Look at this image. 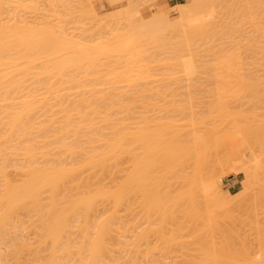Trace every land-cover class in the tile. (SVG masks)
Here are the masks:
<instances>
[{"label": "bare ground", "instance_id": "obj_1", "mask_svg": "<svg viewBox=\"0 0 264 264\" xmlns=\"http://www.w3.org/2000/svg\"><path fill=\"white\" fill-rule=\"evenodd\" d=\"M22 1H25V0H22ZM196 1H198V0H196ZM260 1H263V0H260ZM260 1H257V2H259V3H257V6L258 5H260V6H258L257 7L258 9L256 10V6L254 7V5H255L254 3H256L255 0L254 1H251V3H243V4L237 3L235 1L233 3H230L228 0H226L220 6L221 9H222V17L220 19L218 18V20H217L218 23L214 22V23H211V24L206 25V26L201 25L199 23V20H201L199 18V16L208 15V17L210 19L216 17V15L213 13L212 10H210V9L208 10L207 9L208 3H207L206 0H203V1L200 0V2H199L200 5H199L198 2L195 3V1L192 0L191 2H193V3H190V2L189 3H183V4L179 5V6H177L179 9H181V14L182 15H181V18L180 19H178V20L175 21L177 24H175V22L173 24L170 23V27L172 28L173 26H171V25H175V27H173L174 29L175 28H179V29L180 28L181 29L184 28L185 29V27L187 26L188 27L187 28L188 30L187 31L185 30V32H184L186 35L183 33L184 34L183 37H182V35H181V37H179V38H182L183 39V40L181 39L183 41L182 42L183 44L181 46H177L178 48H175V50H174V47H173V50L172 51H175L176 53L177 52H181L183 50H190L191 51L192 50V47L198 45V43H199L200 40H202L204 42V44H208L210 42L211 38L215 37L214 35H218V33H223L225 36H228L232 32H239V31H244V30L246 31L247 29L244 28V27H249L250 30L245 33L246 34L245 37L247 38V41L240 48V50L242 51V53L245 56V58H244L245 61L241 65V70L244 71V72L241 74L242 79H241V82L240 83L242 85H245L247 83L250 85L252 82H255V85L256 86H258L260 84L254 91H252L253 94L255 92V95L254 96H256V98L257 97L259 98L261 96V93L264 92V22H263L264 21L263 20L264 19V16L261 17L260 16L261 14L258 13V12L261 13L263 11L264 7L262 8L261 5H263L264 3L263 2H260ZM89 2H90V0H89ZM18 3H19L18 0L16 1V3H15V0H0V103L1 104H2V102H6V101H7L6 104H8V101H10L9 99H11V98H14L15 99L16 98L15 97V94L17 92L15 93V87L18 86V85L15 86V71H17V70H15V66H16L15 65V60L18 61L19 59H15V53H16L15 50H17V48L15 49V44H16V47L19 46L20 48H24V49H21V50H25V52H28V54H29L28 57H27V53H26V55H23V56H25L24 59L26 57H27V59H35L33 57L30 58L31 56H33V55L30 56V54H32V51L35 52V51L39 50V47L40 46L42 48H40L39 52L42 51L41 54L42 53L44 54V52L48 54V52H49L48 55H50V56H52V53L50 51H54L55 49H56L55 51H57V53L60 50L63 51L64 49L65 50L66 49L69 50L70 51V54L72 53L71 51H73L75 53L74 54V57H72L73 56V53H72L70 55V57H72V58L69 57V61H68V59H67L68 57H67V58L64 59V61H61V62L58 61L59 62V65L55 61V58L57 56L55 57V55H53V58H51V59H54V61L57 63L58 66L55 65L52 68V69H54L53 70L54 72L51 69V72L54 73V75L51 74L52 76H55V74H56L55 71L57 73H59V72L61 73V69H62V72L63 71L64 72L69 71L68 70L69 68L66 69V67H68V65H70V63L74 64V65L71 64L72 66L70 65L73 68V69L70 68L71 69L70 71L76 70V69L78 71V68L77 67H81V64L83 62L82 59L84 61L87 60L90 63L91 62L94 63V62L100 61L99 58H100L101 55H102L101 57L103 58V55L105 56V55H107L109 53H119V54H121L120 57L123 56L121 58H125L126 57V59H129V60L130 59H133V58L134 59L143 60L144 57L141 56L142 49L138 48L139 42H142V41L144 42V39H146V38L149 39V37H150V40H154V42L158 41L159 34L157 33L158 31L156 32V30H158L159 28L162 29L161 27H163L166 23H168L169 21H171L170 20V17H169V14H170V11H171L170 9L173 7V5L167 4V2L164 1V4L165 5L163 6V9L159 10V16L157 17V15L154 14L153 15V18H150L149 20L143 19L142 16H141V14L137 11V9H136V12H135L134 11L135 9L133 8L134 10L133 11H130L129 16L127 17V24H128L127 26H129V28L132 31H135L134 32V33H136L135 35H134V33H133V35H132V33H128V34L126 33L124 35H116V34H114L112 32H109L108 34H109V36H111V38H108L107 41H106L105 38H107V37H104L103 36L104 39H105L104 42H100L96 46L92 45V46H94L93 48H88L89 46L87 47L84 44L80 45L82 42L78 44L77 41H76L77 43L73 42L75 40H73V41L71 40L70 41L69 40L70 38L68 40L67 39H63V36H61L62 34L59 35L60 37H62L61 39H60V37L58 35H56V37H55L54 36L55 33H54V28L53 27H52L53 28V31H51V32H49V30H48L49 28H45V31H43L41 33H43L44 35L46 33H48V34H46L44 36L42 34L38 35L37 33L39 31L35 30L34 29L35 28L34 26L31 27V28H33L35 32L37 31V33H35L30 28L29 24H27L29 27L28 26L25 27V24H24V27L20 29V32H21L22 29L24 30V28H25V30H27V31L29 30V32L32 31L33 34H34V36H33L32 32L29 33L27 31L26 32H23L22 31L23 33L22 32L20 33L19 32V28L21 27V25H20V27L17 26L16 21H15V19H16V17H15V11H16L15 8H19L21 6V4H19L20 6L15 7V6L18 5ZM22 3L24 4V2H22ZM27 3H29V2H27ZM201 3H203V4H201ZM36 5H38V4H36ZM36 5H35V3L33 5V9H34L33 11H35V12H31L30 11L31 13H37L36 11H38V10H35V9L38 8L40 5H38V7H36V8H34V6H36ZM99 5H98V7H99ZM23 6L25 7L26 5L24 4ZM237 6H241V7L244 8L243 9V14L239 18V25H238V22H236L235 24H233L230 21V20L233 19L230 16H231V14L234 13V11H235V9H236ZM92 8H91V10H92ZM30 9H32V7ZM40 11L38 12V14L40 13ZM63 11H65V10H63ZM71 11H73V10H71ZM256 11H257V13H256ZM65 12H67V11H65ZM133 12H135V13H133ZM23 13H25V12H23ZM23 13L21 15H23ZM93 13H94V11H93ZM196 13H198L199 16L197 15L198 18L195 20L194 18H192V15L193 14L196 15ZM46 14H48V13H46ZM46 14H45L44 18L47 17ZM219 14H221V12H219ZM256 15H259L260 16L259 18H261L260 20H262V21L258 20V18H256L258 16H256ZM154 16H156L158 19L156 17H154ZM27 17H29V15H27ZM40 18H42V17H40ZM47 19L48 18H46V20ZM59 19H61V18H59ZM65 19H67V18H65ZM159 19H160V21H159ZM62 21H64V18H63ZM67 21H68V19H67ZM155 21H157V23ZM23 22H25V21H23ZM48 22H50V21H48ZM69 22H70V19H69ZM154 22L157 25H155ZM52 23H54V22H52ZM158 24H159V26H158ZM44 25H47V24H44ZM15 26L17 27V30H15V28H16ZM39 27H41V26H39ZM46 27H49V25L46 26ZM60 28H61V26H60ZM46 29H47V31H46ZM181 29L178 30V31H181ZM184 29H183V31H184ZM152 30H155V33ZM172 30L173 29H171L170 32ZM144 31L145 32L146 31H152V33L149 36L148 33L147 32L145 33ZM168 31H167V33H168ZM44 32H46V33H44ZM181 32H180V34H181ZM186 32H188V33H186ZM52 33H53V35H52ZM56 33H58V31ZM253 33L255 35V39H253V37H252L253 36ZM173 34L174 33H172L171 35H173ZM35 35L37 36L36 38H35ZM102 35H103V33H102ZM57 36H58V38H57ZM71 36H73V35H71ZM160 36H162V35H160ZM177 36H178V34H177ZM139 37H143V38L140 39ZM151 38H153V39H151ZM36 39H38V40H36ZM100 39H102V38H100ZM93 40H96V39H93ZM181 40H179V41H181ZM33 42H34V45H32ZM55 42H57V43H55ZM92 42H91V44H92ZM37 43H38V45H37ZM86 44L88 45L87 42H86ZM142 44H144V43H142ZM170 44L172 45V43H170ZM177 44L180 45L181 43L179 44V42H178ZM260 44L262 46H260ZM54 45H56V48H55ZM147 45H145V46H147ZM32 46L33 47L34 46H39V47H37V50H36V47L33 49ZM49 46H53L55 49L54 48H50L49 49ZM43 47H45V48L47 47L49 49V51L46 52V50H48V49L47 48L45 49ZM57 47H58V49H57ZM161 47H163V46H161ZM52 49H54V50H52ZM139 49L141 51H139ZM168 50H171V49H168ZM62 51H60V52H62ZM222 51H224V49H221L220 52H222ZM18 52L19 51H17V53ZM39 52H37L36 54H39ZM167 52H169V51H167ZM20 53H21V51H20ZM64 53L65 54H67V53L69 54V52H67V51H65ZM64 53H62V54H64ZM162 53H164V52H162ZM21 54H24V51ZM36 54L34 53V55H36ZM47 54H46V56H47ZM58 55H60V56L63 57V55H61V53L58 54ZM97 55H100V56H98L99 58L96 57ZM38 56L41 57L40 55H38ZM93 56H95L96 60L97 59L98 60L97 61L96 60L94 61ZM59 58L60 57H58L56 59H59ZM109 58H111V57H109ZM109 58H107V59L109 60ZM40 59L41 58H39V60ZM126 59H124L123 61H125ZM42 60H44V59H42ZM90 60H92V61H90ZM30 61H32V60H30ZM77 61H80L81 64L76 67L75 64L78 63ZM232 61H233L232 58L229 57V56H224L223 57V60H222L221 64H223V67H224V69H225L226 72H229L230 73V71L235 67V64H233ZM23 62H25V61L23 60ZM44 62H45V60H44ZM55 62H52V65H54ZM67 62H68V64H67ZM88 62H86V65H87ZM126 62L128 64V61L127 60H126ZM93 63H91L88 66H91ZM34 64L37 65V62L34 63ZM43 64L44 63L42 62V65ZM95 64L96 63H94V65ZM98 64H99V62H98ZM100 64L102 65V63H100ZM100 64H99L98 67L96 66L97 64L94 67H97V68L100 67L99 68V70H100L101 67H102ZM20 65H21V63H20ZM28 65H30V62H29ZM31 65H33V64H31ZM45 65H46V63H45ZM92 66H91V68L89 67V69L86 68V66H84L86 69H88V70H86V72L87 71L89 72L91 69H92V72H93L95 70V68L93 67L94 68L93 69ZM125 66L127 67V65H125ZM176 66L179 67V68H181V69H183V70H185V71L191 72L192 77L195 76V78H197L199 75H204L203 79L210 80V82L213 81V83H215L214 81H216V83L218 82L217 83L218 85H222L223 83L225 84L228 81V80H226V78L227 77L228 78L230 77V74H228V75L225 76V73L223 71L213 73L210 68L205 67V66H202V65L201 66L194 65V66H191L190 67V66H187V65H184V64H178ZM21 67H23V66H20L19 68H21ZM35 67H37V66H35ZM75 67H76V69H75ZM114 67L115 66H113L112 74H110L111 72H109L108 74H105V75L103 73L102 74L105 77H106V75H109V74L113 76L116 73L114 71ZM126 67H125V70H124L126 76H127V73H129L130 76L133 75L130 72H133L134 71V70H131L134 67L131 68V67H129V65H128L129 69H127ZM24 68L27 69V67H24ZM55 68L60 69V71L58 72V69H55ZM63 68H65L66 70L65 69L63 70ZM81 68H79V69H81ZM108 68H110V67H108ZM116 68H118V67H116ZM22 69H20V70L26 72V70H22ZM40 69H42V68H40ZM103 69H104V67H103ZM134 69H136V67ZM32 70L30 69V71H32ZM48 70L46 68V71L45 72L48 73L47 72ZM126 70H128V71H126ZM81 71H83V70H81ZM96 71H98V70H96ZM113 71L115 73H113ZM35 72H36V70H35ZM51 72L49 70V73H51ZM36 73H38V72H36ZM46 73H43L41 75L44 76V74H46ZM118 73L119 74H115V76L116 75H120V76H116L117 78L114 76L116 78V79L114 78V80H117L118 78L122 77L121 76L122 75V72L121 73L118 72ZM137 73H140V72H137ZM141 73H140V75L142 76ZM61 74H63V73H61ZM89 74L91 75V72H89ZM89 74H86V75H88V78H91V77H89ZM92 74H94V72ZM123 74H124V72H123ZM18 75H20V74H18ZM51 75L48 74L47 76H51ZM86 75H84V76H86ZM94 75H97L98 76V73L96 74V72H95ZM136 75L138 76V74H136ZM47 76H46V78H47ZM24 77H25V75H24ZM79 77H81V76H79ZM33 78H35V77H33ZM37 78H38V76H37ZM40 78L41 77H39V80H40ZM61 78L63 79V77H60L59 79H61ZM69 78L67 79L68 81H69ZM93 78L95 79V77H93ZM134 78H135V76H134ZM138 79H140V78H137V80ZM72 80H74V79L72 78ZM78 80H80V78H78ZM84 80H85V78H84ZM99 80H101V79H99ZM107 80H110V78L107 79ZM112 80H113V78H112ZM19 81H23V80H19ZM51 82H50V85L47 86L48 88H49V86L51 87ZM73 82H71L70 85H72ZM75 82H76V80H75ZM79 82H77L76 84L77 85H80V84H78ZM104 82H106L105 79H104ZM112 82H114V81H112ZM19 83H21V82H18V84ZM37 83H41V82L37 81ZM63 83H65V82H63ZM90 83H92V82H90ZM133 83H135V82H133ZM188 83H187V85L185 84L186 87L188 86ZM73 84H75V83H73ZM83 84H84V82H83ZM92 84H94V83H92ZM108 84L111 85L112 83H110V81H109ZM192 84H194V83H192ZM252 84H254V83H252ZM46 85H44V86H46ZM67 85H69V84H67ZM113 85H114V83H113ZM249 85H247L248 88H250ZM20 86H24V85H20ZM27 86H28V84H27ZM84 86H85V84H84ZM62 87H64V86H62ZM81 87H82V85H81ZM81 87L79 89H81ZM129 87H134V86L131 85ZM192 87H195V86L193 85ZM20 88L21 87H19V89ZM51 88H54L55 89V86L53 87V83H52V87ZM59 88H61V87H59ZM84 89H86V87ZM87 89H89V88H87ZM103 89H105V88H103ZM124 89L125 88H123L122 90L124 91ZM128 89H130V88H128ZM186 89H188V88H186ZM217 89H219V90H216L215 89L216 90L215 91L216 93H217V91H220V89H221V91H223V87H217ZM257 89H259V90H257ZM62 90H64V89H62ZM112 90H114V89H112ZM112 90L109 89V93H110V91L112 93ZM118 90H119V92H117V91L116 92L114 91V92L120 94L121 88L118 87ZM189 90H191V89H189ZM46 91H48L47 88H46ZM58 91H60V90H58ZM94 91H96V90H92V92H94ZM123 91H122L121 94H126L127 93L126 91H125L126 93L123 92ZM141 91H142V89H141ZM141 91H139V92H141ZM258 91L259 92L261 91V92L259 93ZM33 92H31V93L33 94ZM48 92L51 93L50 89H49ZM70 92H71V90H70ZM74 92H75V90H74ZM139 92H137V89H136V94L140 98L141 96H139V94H140ZM220 92L218 94L223 93V92H221V93ZM78 93H80V92H78ZM256 93H257V95H256ZM258 93L260 95H258ZM27 94H30V93H27ZM57 94H59V93H57ZM121 94H120V96L117 95V97L119 98V97L123 96ZM21 95H23V94L21 93ZM36 95H34V96L35 97H37V96L39 97L40 96V95H37V96ZM92 95L94 96V94H92ZM131 95H132V92H131ZM17 96H18V93H17ZM62 96H64V95H62ZM88 96L89 95H87L86 97H88ZM96 96H97V98L99 97L97 94H96ZM100 96L101 97H99V98H101V99H96L95 96H94V99H91V100H88L89 97L87 99H83L82 100V98L80 96L81 100L79 98L78 101H76L78 99V97H76L77 99L75 98V101L74 102L72 101V105H71L72 107L71 108L69 107V105L71 104L70 103L69 105L64 104L63 109L61 107L62 106L61 104H63L62 103L63 100L61 101V100L57 99V102H59V104L57 103L58 106H56L53 109H51L53 107L52 106L53 105L52 104L53 101L51 103V101H49V98H48V99H46L47 101H44V100L43 101H44V103L47 102L46 105L48 104V101H49V103L52 104V105H49L48 104L49 107L46 108V109H51L52 110V111L49 110L50 113L45 112L46 109L43 110V108L41 106L44 105V103L41 100L39 102L38 99L36 100L34 98H32V99L30 98V100H28L29 99L28 98L27 100H24V101L21 99L22 101L19 102L20 107H18L19 105L18 106L16 105V107H12L11 108L10 105H9V107H10L11 110H9V108H7L6 109L7 111L3 112L2 115L0 114V118L1 119H2V116L5 113L6 114L4 115V117L6 118V116H7V119L6 120H3L5 122L2 123L3 121H1V125H0V128L3 125L4 126L2 128H5V130H3V133L2 132L0 133V264H5L6 262H9V261H10L9 263H11V264H264V237H261L262 238L261 239L259 237L260 234L258 236V241H259L258 242V245H257L258 247H256L257 249L255 248L257 251H255V249H254V255L256 253V256L255 257H253L254 255L252 254L254 245H253V248L250 247V249H249V246L250 245L245 242V245H247V246H243L242 248H240L242 245H244V243L242 241H240L241 242V245L238 246L237 244H238L239 241H236L235 242V238L238 235L235 236L234 233H233L234 235L233 234L230 235L231 238H234V239H232V240H234L233 243H232V240H228V242H227V240H225V243L223 242L224 241L223 240V241H221V243H222V247H221V245H219L220 244L219 241L216 242L219 246H216L217 244L215 243V240L211 241L212 240L211 239L212 234L210 236L209 233L206 234L205 232H202L203 234L205 233L206 235L204 234V237H200V235L202 233L200 232L201 233L200 235L197 234L196 233L197 230L194 232V234L192 232V235L190 234L191 232H188L190 235H187L186 237H190V239H191V236L195 235V233H196V235H198V236H193V239L194 238L196 239V242L195 243H194L195 240H192V239L191 240H187V242H189L190 245L193 246V249H196L195 251H192L193 249H192V247L189 246V243L186 242V244H187L186 246L187 247H185V244H184L185 241L182 244L181 242H183V241L181 240V242H180V240H179L181 238H177V236H181V237H182V235L184 236L185 234H183L184 233L183 231L181 232L182 234H179L178 232H180L181 230H184L186 227H188V228L189 227L190 228L193 227L194 224H192V222L194 223V221L197 222V223H195L196 226L194 225L195 226L194 227L195 229H196V227L199 228V225L197 226L198 223L199 224L202 223L201 224L202 226L200 225V227H203L204 225L207 224L204 227H208L209 226L208 229H210V228H219V226L223 225L222 224L223 222H218V219H219V221L220 220L223 221L224 220V217L222 218L223 219L222 220L221 219V216H222L223 213L224 214L226 213V215L228 214L227 217H228L229 222H230L231 215L229 217V213L231 212V210H232L231 208L233 207L232 204H234L235 201L232 202L231 200H233V199L228 198V196H227L228 199L226 198L227 199L226 200L225 198H223L224 196L222 197L220 195H216L213 192V189L210 186H204V187L203 186H201V187L199 186L198 187L197 185H199L200 183L198 184L196 182H200L198 180H200L201 178H198V176L196 177V174L197 175H200L201 173H199V172L200 171L201 172L203 171V170H201L202 168H200V165L201 164L203 165V163H204V165H205V164L208 163L209 166L208 165L207 166L205 165V167L206 168H208V167H212L213 168V167L216 166V163L218 162L217 160L220 158V156H222L223 154L226 155V153H227L228 156L225 157V155H223L221 157L223 160L222 159L219 160L220 164L217 163V164H219V166H217V168L218 167H223V168H221V170H222V169H224V166H226L225 164H228L231 167V166H234V165L241 164V162L243 163V161H244L243 160L244 159L243 158V155L241 156V154H240V152L238 150H237L238 151V153H237L236 149H238V148L235 149V147H237V146H234V145L232 146L230 144V142L233 140L232 141V143H233L234 140L237 137H239L238 139H240V135H241V137H243L242 139H245L246 136L248 138V139L246 138L248 144L246 142H244V143H246V144L243 143L244 146L246 145V147L251 148L252 145L255 143L253 146L254 147L256 146L255 148H257V146H258V150L261 149L260 150V152H261L262 149H264V142H263V140H264V137H263L264 136V127H261V126H264V125H259L257 123V125L255 124V127H256L255 128L254 127V124L252 125V123H246L243 126L242 125L237 126L236 124H234L235 125L234 126L235 128H236V126L238 127V129L240 127H243V128L242 129L240 128L239 130L237 128H236V130L234 129L236 133L234 132L235 135H233V136H232V134H234V133H232L234 131L233 129H232L233 131L230 132L231 135L228 132L226 133V135L223 134L224 137L225 136H227V138L229 137L227 141H224L225 139H227L226 137L224 139L223 136H220V137L218 136L219 134H221V132H219L218 130H217L218 132L217 131H213V129L215 128L214 126H216L215 123H213V126L211 125L212 127H214V128L211 127L212 130L205 129L206 132H207L206 134L207 135L209 134V135H208V137L206 135V138L204 140H208L210 138L209 140L211 141L210 142L208 140V143H206V145L204 144V141H203V143H199V140H197L198 141L197 142L196 141L195 134H192V133L197 132L199 130L198 123H196L197 122L196 120H199V122H201V120H202L201 118L202 117H199L200 119H197L196 118V120L193 119L194 122L190 120L192 124H190L188 122L189 125L188 124L187 125H188L189 128L187 127V125L186 126L183 125L184 127L183 126L182 127L183 128L186 127V130H187V131L185 130V133H184V130L182 131L183 128L182 129H178V127L174 126L175 124L173 125L172 123L169 122L170 124L169 123L168 124L164 123L166 126L165 125L163 126L161 123H157V124H159L158 127L160 126L159 128L160 129L162 128L161 131H162V133L165 136L162 133L158 132V131L156 133L155 132H152L150 135H147V131H148V130H146L147 128L148 129L149 128L150 129L151 128L154 129L155 127L156 128H158V127H157V124H156V126L153 125L155 127H152V124L146 126V123H144L145 121L143 120L144 118H140L141 120H139L138 117H141L142 116L139 113L145 111V110L144 111H141V109H143L144 107H147L143 103L144 102L143 101L144 100L143 97H142L143 98L142 101H141V99L140 100L137 99V101H136V99H135V101L131 99L132 100L131 101L129 99V96L127 97V95H126L127 99H122V98H125V97H121L119 99L117 97H115V100H113V99L112 100L111 99L107 100V97L105 99V96H102V95H100ZM31 97H33V96H31ZM43 97H44V95H43ZM56 97H54L53 99H55ZM59 97L60 96H58V98ZM86 97H84V95H83V98H86ZM111 97H109V98H111ZM133 97L137 98L136 95L133 96ZM44 98H46V96ZM112 98H114V97H112ZM14 99H11V100H14ZM23 99H25V98H23ZM39 99H41V98H39ZM216 99H218L217 100L218 101V104H216V107H217V105H218V107L220 106L219 111L217 109L218 114L219 113L222 114L223 109H221L222 108V103L220 105V102H221L220 100H223V98H216ZM260 99H261V97H260ZM17 100H18V98H17ZM55 100H54V102H56ZM69 100H71V98L68 99V101ZM60 101H61V104H60ZM66 103H68V102H66ZM15 104H16V102H15ZM59 105H61V106H59ZM67 106L69 108H67ZM57 107H59L60 108L59 110H61V112L64 113V114L61 113V115H63V119L61 118L62 121H63L62 122L63 124L62 123H59L57 121V119L56 120L50 119V117L47 118L46 121L47 122L49 121L48 123L51 122L52 123L51 126L55 125V124H53V123H55L54 121H57L58 124L55 125V126L58 125L57 127H59V124H61L60 127H59L60 128L59 129L60 130L59 132H61V129H62L63 135H66V137L68 136V133L69 132L70 133L72 132L70 136H72V134L74 133L73 134L74 135L73 138H75L78 134L80 135V133H82V131H83L84 134L86 133L88 136H87V139L85 137V139H86L85 142L88 145H85L84 146V144H83L84 142H81V143L83 144V146L85 148L87 146V148L84 149V150H80L82 152V154L81 153H78L79 155L81 154L83 157L81 156L82 158L80 160H78V161H76V160L75 161H71V163H69V164H64L63 163L64 161L63 162L60 161V160H62V158L60 160L58 159L57 160L58 162L51 163L50 160H48L49 159L48 158V154L46 153V150L48 149L47 148L45 150V153L47 154V156H45L44 158L45 159L48 158L47 160L49 162H46V160H45V162H46L45 164L42 163V165H41V163H39V165H38V163H37L38 161L36 162L35 160H33V161L31 160L32 163L28 160L30 162V165L27 162H25V163H27V166L26 165H16V164H13L12 162H14L15 154H17V152L20 153L21 151H22V154L21 153L20 154L21 155H24L23 157H25V159L26 158H32L33 159L35 157V155H36L35 158L38 160L39 155L37 156V154L40 153V152L43 153L44 150L42 149V151H41L40 150L41 148L40 149L38 148L40 150V152H38L39 151L38 150V151H36L37 152V154H36V152L34 151L33 143L30 140L28 141L29 143L26 142L27 145H25V146H24L25 143L23 144V143H21L22 140H21V142L19 140H20V138H22V139L25 138V137L27 138L28 137L27 136L28 133L26 135V132H29L31 134V131H33L32 128H37L38 127V126L37 127H34L35 125L33 126V124H32V123H35L36 122L35 120L32 123L29 121L30 116H32L34 113H36L35 111H37V109L40 110V108H41L43 111H41L40 113H42V112L43 113L45 112V114L48 113V116L49 115H53V116L55 115L56 116V112H55V114H53L52 112ZM139 107L141 108V109H139V111H141V112H139L138 109H137ZM180 107L181 106L178 107V105L176 107V108H179V110H177L178 114L180 113L179 111H181L183 109V108H180ZM13 108L14 109L16 108V109L13 110ZM154 108L155 107H153V109ZM176 108H174V109H176ZM184 108L186 109V107H184ZM187 108L189 109L190 107H187ZM3 109H1L0 112L4 111ZM130 109L131 110L133 109L134 111H131ZM135 109L139 112V113L137 112V114H139L140 116H137L136 117L137 114H135ZM57 110H58V108H57ZM173 111H175V110H173ZM191 111H193V109ZM217 111L215 113H217ZM71 112H74V113H72L73 115L76 113V116L75 117H78V122H75V121L72 120L71 117H73V116H71ZM132 112L134 113V115L132 114ZM195 112H197V110ZM40 113H39V115H40ZM200 113H202V112H200ZM224 113L226 114L227 112H223V114ZM190 114L193 115V112L190 113ZM218 114H216V115H218ZM225 114H224V117H223L224 119L223 118L222 119L220 118L222 121L219 119V126L222 123H224L223 120H225V118H227V115H225ZM227 114L230 115L229 112ZM236 114L237 113H235L234 115L235 116H238ZM238 114H239V117H240L242 113L240 114V112H239ZM61 115H59V117H61ZM131 115H132V117H131ZM175 115H177V114H175ZM175 115H174V117H175ZM181 115H184V113L183 114L181 113ZM195 115H197V114H195ZM35 116L33 115V117H35ZM55 116L54 117H51V118H57ZM204 117H206L205 114H204ZM216 117L217 116H215V118ZM233 117L232 118L230 117V118L231 119H235L236 118V117L235 118H233ZM41 118L42 117H40L39 119H41ZM44 118H46L45 115H44L43 119ZM211 118H212V116H211ZM213 118H214V115H213ZM238 118H236V119H238ZM35 119H37V118H35ZM134 119H136V120L138 119V121L136 122ZM189 119H191V118H189ZM242 119L243 118L240 117V120H242ZM131 120H132V123L129 122V125H128V121H131ZM217 121H218V119H217ZM133 122H135V128H132V127H134V126H132ZM203 122H201V123L203 124ZM254 122H255V120H254ZM38 123H40V122H38ZM41 123H42L41 126L46 125L45 122H42L41 121ZM194 123L197 124L196 127H195L196 124H194ZM201 123H199V126H201ZM35 124H37V122ZM171 124L173 125L174 128H176V129H174L175 130V133H173V134H175V136L172 134L173 131H170V133L172 135L171 136V135H169L170 134L169 131H167L169 133V134H167L166 133V130H164V127H168V130H169V126ZM249 124H251V125H249ZM261 124H262V121H261ZM47 125H49V124H47ZM130 125H131L132 131L130 129ZM167 125H169V126H167ZM172 125L170 127H172ZM258 125H259V127H257ZM55 126L52 127V128H55ZM142 126H144V127H142ZM193 127H195V128H193ZM197 127H198V130L196 129ZM217 127L215 128V130L217 129ZM251 127H252L253 130L251 129ZM46 128H48V126H46V127L44 126V128L43 129H40V130H44ZM156 128H155V131L157 130ZM180 128H181V126H180ZM262 128H263V132L260 131ZM218 129H220V128H218ZM245 129L247 131H245ZM256 129H257V131H256ZM28 130H31V131H28ZM36 130L38 131V129H36ZM49 130L50 129H48V131ZM190 130H191V133L189 132ZM248 130H249V132L251 131V134L248 133ZM4 131H5V133H4ZM37 131H35V132H37ZM54 131H56V130H54ZM105 131H107V132L105 133ZM129 131H131V132H129ZM212 131L214 133H212ZM220 131H222V130H220ZM187 132H189L190 135L192 134L193 137H192V135L191 136L190 135L187 136V134H189ZM237 132H238V134H237ZM257 132L261 136L263 134V136H262L263 137V140L260 139V136L257 134ZM210 133H212V134H210ZM216 133H219V134H216ZM260 133H262V134H260ZM34 134L35 133H33L32 135H30L29 137H31V136L33 137ZM44 134H46V133H44ZM50 134H54V132L53 133H50ZM202 134L204 135V133H202ZM228 134L231 137H233V139L231 138L232 140L230 139V136H228ZM248 134H250L249 137H248ZM36 135H38V134H36ZM56 135L57 136L59 135V137L60 136H63L62 134L60 135V133L59 134H54L53 135V137H55L54 138V142H55V139L57 138ZM168 135H169V137H168ZM214 135H216V138L215 139H217V140H214V142H213L212 139H213V137H215ZM255 135L258 138H256L257 141L255 140L253 142V141H251V139H255V137H254ZM166 136H167V138H166ZM170 136L171 137L174 136V137H176V139L173 138V142H170V141H172V139H169V138H171ZM181 136L184 137V141L188 145L183 144V142L180 141L179 137H181ZM13 137H15V138H13ZM63 137H65V136H63ZM82 137L84 138V135L83 134H82ZM164 137L166 138L165 140H164ZM68 138H60V139H57L58 141L57 140L56 141H57V144L59 146H61V147L57 146V149H58V147L61 148V149H63V153L65 154L64 157L63 156H61V157L65 158L66 155L69 156V154H70L69 158L66 157V158H68V160H70V157L71 156L74 157V155L77 154V152L75 150L76 149H79L81 147V145L79 147L78 142H77L78 140L79 141H81V140L79 139V137L77 138L78 140H74L72 137H71V139H73V140H71V139L68 140ZM186 138H187V141H186ZM219 138L220 139H224V140H222V142L220 143L221 140ZM11 139L13 141H15V139H17L21 143L19 145L20 148L17 147V146L14 147L13 146V142L10 143L12 141ZM27 139H30V138H27ZM52 139L53 138H51L50 140L52 141ZM238 139H237V141L235 140V143H238V142L241 143V140L242 139H240V141H238ZM258 139L261 140V141H259ZM9 140H11V141H9ZM31 140H36V139H31ZM246 140H242V142L243 141H246ZM45 141H47V139H45ZM167 141H169V142H167ZM250 141H251V144L249 143ZM16 142L17 141L14 142L15 143L14 145H18ZM212 142H213V146H212ZM215 142H217L219 145H217V143H215ZM223 142H224V144L226 143V147L228 149H230V150L226 151L227 149L226 150H222L221 149V147L224 146L223 145ZM194 143H196L197 145H198V143H199V145L200 144H202L203 146L205 145V147H203V149L208 148V150H209V148H210L209 152L211 151V147H212V150H213V148L216 149V147L220 146L219 148L221 149V151L218 148H217L218 150H216L217 152L220 151V153H219L220 156L217 155L218 156L217 157L218 159H216V157L213 158V156H211V155L216 154L215 149L213 150V152L211 151L210 152L211 154H208V156L206 154L207 158H205V156L204 157L203 156H200V153H198L199 155L197 154V156L199 158H201V157L204 158V159H202L203 161L206 159L205 160L206 162H202V160L198 159V157L195 156L196 153H197L198 148H200L202 145H200V147L198 146V148H197V146ZM5 144H6L7 147L5 146ZM10 144L13 146V148L12 147H9V146H11ZM214 144H216L217 146L214 145ZM249 144L251 145V147H249ZM21 145H23V146H21ZM40 145H41V143H40ZM207 145H208V147H206ZM228 145H229L230 148L228 147ZM259 146H260V148H259ZM21 147H23V148H21ZM53 147L55 149L56 145L53 146ZM226 147L224 146L222 148H226ZM246 147H245V149H246ZM15 148H17V149H15ZM8 149L9 150L13 149L11 152L12 153H15V154H13V161H11V163L7 159L9 157L6 158V155L8 156L7 152H9ZM203 149H202V151L204 152ZM18 150H21V151L19 152ZM49 150H52V149H49ZM49 150H47V151H49ZM64 150L66 152H64ZM199 150H201V148ZM208 150H205V152L207 153ZM233 150L236 151V152L234 153ZM60 151L62 152V150H60ZM77 151L79 152V150H77ZM214 151H215V153H214ZM222 151L223 152L225 151V152L222 153ZM230 152L232 154H230ZM42 153H40V154H42ZM212 153H214V154H212ZM236 153L239 154V155H237ZM145 154H146L147 157L145 156ZM260 154L262 155V153H260ZM51 155H52V153H51ZM60 155L61 154H59L58 157ZM231 155H232V158H231ZM233 155H235V156H233ZM261 155H259V156H261ZM43 156L41 155L40 158H42ZM56 156H57V154H56ZM238 156L241 157L240 158L242 160L241 162H238V161L236 162L235 159H233V158L239 159ZM23 157L21 159H23ZM224 157L226 158V163L222 164V162L225 161V158ZM17 158H19V154H18ZM54 158L56 159L57 157L54 156L53 157V160H54ZM147 158H149V159H147ZM229 158H231V159H229ZM255 158H258L259 159L260 157H258V155H257V157H255ZM261 158H262V160H261ZM261 158H260V160L262 161L261 163H263L264 162L263 155L261 156ZM25 159H23V160L25 161ZM71 159H72V157H71ZM166 159H168V160H166ZM193 159H196L197 163H199V166H198L197 163H195L196 161H194ZM209 159L210 160H213L214 159V160L213 161H210ZM228 159H229L230 162L227 161ZM19 160H20V158H19ZM188 160L191 163L190 162H187ZM192 160H193V162H192ZM257 160L255 159V161H257ZM39 161H42V159L39 160ZM171 161H174V164L172 162L171 163V166H169L170 165L169 162H171ZM20 163L22 164V161L21 160H20ZM129 163H130V165H129ZM155 163H157V164L155 165ZM161 163H163L164 165L166 164L167 166L166 165L164 166ZM188 163H190V164H188ZM192 163H194L195 165L197 164V166H198L197 167V171H196L195 174H193V173L195 172L194 170H196V169H194V168H193L194 170L193 169H190V168H192V166L194 167V164H192ZM209 163H211V164H209ZM236 163H238V164H236ZM255 163L256 162H254V166L252 165V167H255L256 166V168L252 170L254 172H252L251 170H248V169L246 170L245 167H244L245 172L246 171L248 172L247 174L250 175L251 173H249V172H252L255 175V173H257L259 170H260L259 172H262L261 174L264 173L262 171V169L264 168L263 167L264 164L262 165L261 163H259V164H257V163L255 164ZM187 164L189 165V167H186V166H188ZM221 164H222V166H221ZM153 165H155V166H153ZM183 165H186V166H183ZM210 165H212V166H210ZM228 165L226 167H228ZM179 166H181V168ZM242 166H244V164H242ZM242 166H240V167H242ZM182 167H183V169L185 167L187 169V171H189V172L187 173V171H183ZM201 167H204V166H201ZM205 167L203 169H206ZM172 168L174 170L173 172H172ZM188 168L190 170H192L193 173H191V171ZM257 168H259V170ZM8 169H13V172L12 173H14V174H11L10 172H8L7 171ZM152 169L154 170V172L156 174L152 171ZM160 169L161 170L162 169L164 170V175L162 174V176H161V170ZM175 169L178 170V171H176ZM215 169H216V167H215ZM256 169H257V172H256ZM163 170H162V173H163ZM168 170H169V172H166ZM170 170H171V172H170ZM198 170H199V172H198ZM21 171H22V173H21L22 177H19ZM158 172H160V173L158 174ZM15 174H18V176L15 175ZM152 174L155 177L152 176L153 177L152 178L151 177ZM12 175H14L15 177H17L16 178L17 180ZM166 175H168V177ZM176 175H179V177L178 176L176 177ZM254 175L252 174V177H254ZM156 176L157 177L159 176L158 179H157ZM170 176H172V182L169 179V178H171ZM194 176L197 178V180H196V178H194ZM160 177L161 178L164 177V178L161 179ZM189 177H190V179H189ZM167 178H168L169 183H171L172 186L169 185V183H168V185L165 186V184L168 182L167 181ZM156 180L160 183V185H159L158 182H156ZM164 181H166V183H164ZM176 181L178 182V185H177V182ZM182 181H184V183ZM174 182H176L175 185H177V187L178 186L180 187L178 190L174 186V184H173ZM179 182H180V184H179ZM256 182H257V180L255 181V184H256ZM182 183L185 184V186L182 185ZM258 183H260V182H257V184ZM201 184H202V182H201ZM260 184L258 186V189L255 192L258 191L257 193L259 194V197H261V198H258L257 193H256V195H255V193H253V194L251 193L252 196L254 195L255 199H256V196H257V199H259V200H256L257 201L256 202V205H260V203H262L261 201H263L262 199L264 198V194H263L264 192L259 193V192H261V190H259V187L261 188V185L263 183L261 185ZM195 185H196V187H195ZM183 186L186 187V188H184ZM262 186H263L262 188H264V185H262ZM161 187L162 188L164 187L166 190L163 188V191H162L161 190L162 189ZM167 187L168 188L171 187V188L168 189V191H167ZM181 187H182V189H181ZM197 187L199 188V190H200V188L201 189L203 188L202 190L204 192H201L202 190L199 192V190H197L198 189ZM159 188H161V189H159ZM174 188H175V190H174ZM170 190H172V191L174 190L173 192L175 193V196H174V194H171L172 191H170ZM262 191H264V189ZM162 192H164V193L161 194ZM168 192L169 193L171 192L170 193L171 195L170 194H166ZM44 193H45V196L42 195ZM158 193H159V195H158ZM202 193H203V195H201V196L203 197V200L199 201L198 200L199 199V194H202ZM160 194L162 196H164L166 194L164 196V198L167 197V195H169L171 198L172 197L173 198L175 197V200L174 201H171V203L173 202L172 204H170L171 206L168 204V207H166V203L168 201L170 202L171 198L168 196L167 197L168 198L167 199L168 201H167L162 196H160ZM261 194H263V195H261ZM41 195H42V197H41ZM176 195H178V196H176ZM194 195H196V197H194ZM45 197H46V199H45ZM195 198L197 200H195ZM249 198H251V197H248V199L246 198V203H245V201H243L244 204H248L247 202L248 201H251V199H249ZM253 198H252V200H253ZM43 200H45V201H43ZM165 200L167 202H165ZM183 200L184 201L186 200V201L184 202ZM177 201H179V203ZM230 201H231V203H230ZM258 201H260L259 204H257ZM196 202H198L201 205L197 204ZM202 202H203V204L205 202V204H206L205 205V208H204V205L202 206ZM254 202H255V200L252 201V203H254ZM175 203H176V205H175ZM181 203H183V204L189 203V206H187V210H186L187 213H185V211L183 212V210L186 209L185 208L186 206H184ZM134 204L137 205V206H135L136 209L133 208L134 206L132 207V205H134ZM145 204L147 205V207H146ZM237 204H239V202ZM237 204L234 206L235 209L233 208V210H237L236 207L240 209L241 206L240 207H238V206L239 205H242L243 203L242 204L240 203L238 206H237ZM251 204L248 205V206H251L250 207V210L253 211L255 209V206L256 205L253 206V208H254L253 209L252 208V205H254L255 203L252 204V205ZM138 206H139V208H138L139 210H137V207ZM174 206L176 207V209H175ZM180 207H182V210H181ZM210 207H212V210L209 209ZM242 207H243V205H242ZM201 208H202V210H200ZM31 209H33L35 212L33 213V210H31ZM140 209H141V211H140ZM142 209L143 210H146V211H143L142 212ZM170 209H171L172 215L169 212ZM174 209L175 210L178 209V210L175 211ZM203 209L204 210L206 209V210L204 211ZM131 210H134V212H136V213H134L133 211L131 213L130 212ZM220 210L221 211H224V212L221 213ZM228 210H230V212H228ZM28 211H29V216H28V214H26V212H28ZM138 211L140 212V215H139L140 217L137 215V213L139 214ZM147 211L150 212V213H148ZM153 211H154V214H157V215L151 216L150 214H153ZM216 211H219V213L216 212ZM251 211H249V212H251ZM141 212H142L143 215L144 214L146 215L145 217H147V216L148 217L145 218L143 215H141ZM156 212H158V213H156ZM182 212H183V214H186V216L185 215L184 216H181L182 215ZM23 213L26 216H28L29 218H30V213H31V216H32V213H33V215L35 214V216L37 214H38V216H41V217H38L37 216L38 219L41 218V220L39 219L40 221L38 220L39 222H36V220L33 221L34 220L33 217H32L33 220H32V218H30V220L33 222V223L32 222L31 223L32 224H36V226H33L31 223H29L30 222V221H28L29 218L27 219V217H26V220L28 221V223H29V225L31 227V228L29 227L28 229L31 230V232H32V230L34 232H36V233H34V232H32V233H34V236H38V238H39V240L36 239L37 243L36 242H33L35 240V238H33L32 242H30L29 239L28 240L26 239L27 238L26 236H25L26 238H24V240H26V241L22 240L24 236L22 238H21V236L24 235V234H21L20 237L17 235V233H19V232H17V231H19L18 230L19 229L18 228L19 225L20 226H24L25 223H27L26 221L22 222V218L25 216V215H23ZM177 213H181L179 217H178ZM215 213L217 214V218L216 219H214L215 218L214 216H216ZM231 213H233V215H234V212H231ZM147 214H149L150 216L147 215ZM158 214H159V216H158ZM173 214H175V216ZM188 214L191 215V216H189L188 217L189 219L186 220ZM213 214H215V215H213ZM129 215H130L131 218H132V216H134L133 217L134 219L130 220L131 218H129ZM136 215L138 216V219L139 220H137V217H135ZM218 215H221V216H218ZM233 215H232V218L231 219H235L236 218V216L234 217ZM156 216H158L157 220H156ZM169 216H171L170 217L171 218L170 219V222L173 220L172 221L173 223L172 222L170 223L169 220L167 219V217L169 218ZM172 216H174V217L172 218ZM37 217H36V219H37ZM143 217L145 218L146 224H148V226H146L145 224H143L144 222L143 223L141 222V220L144 219ZM149 217H151V218H149ZM183 217H185V218H183ZM178 218L179 219L181 218L182 221H181V219L179 220ZM238 218L241 219L242 217H237L235 222H233L231 220L232 222L230 224L233 223L232 225H229L228 220L225 218L227 220L226 221L227 223L225 222V224L223 226H228L229 225L230 227L233 226L232 228H234L236 226V224H237L236 222H238L237 221ZM158 219H159V222H158ZM175 219H178L180 221V223H179L178 220H175ZM240 219H238V220H240ZM147 220H148V223H147ZM151 220H155L158 224L155 221H152V223H151ZM190 220L191 221L193 220V221L191 222ZM138 221H139V224H138ZM176 221L178 222V225H180V226H177ZM186 221H188L189 223L191 222L190 225H192V226L186 225V223H188ZM140 222L142 223V225L145 226V228L146 227L148 228L149 226L152 227V229L149 227V229H148L149 232H151L152 230L155 231V229H156L157 234H156V231H155V233L152 231L150 234L151 235H154L155 234V237H157L156 238L157 241L158 242L160 241V242L158 243V245H155L156 243H153L152 242V245L154 244L155 246H159L158 248L159 249L161 248L159 252H161V251L167 252L168 251L167 252L168 255L166 253V256H165V253H163V252L161 253L162 256L165 257V259L159 253L158 254L156 253V252H158V250L156 251V249H155L157 247L154 246L155 248L150 249L151 242H148L149 240H146V239H148L151 235L150 234H147L148 236L146 235L147 237H145V234L148 232V230H146L147 228L146 229L144 228L145 230L144 229H141L142 227H140V225H141ZM167 222H169L171 224V226L173 225L172 228L174 227V225H176V227H174V229L177 230V228H179L178 229L179 231L178 230L175 231L171 227L170 228L167 227V226L170 225ZM183 222H185V223H183ZM213 222H214V224H213ZM136 223L138 224V226L136 225ZM161 223H162V225H160ZM215 223L218 224L216 227H215V225H216ZM219 223H221V224H219ZM234 223H236L235 226H234ZM166 224H169V225H166ZM182 224H183L184 228L183 229H180V228L183 227V226L181 227ZM155 225H158V226L160 225V227H157ZM164 225H166V226H164ZM210 225H212V226H210ZM128 226H130V227H128ZM153 226H155L154 227L155 229L153 228ZM24 227H21V230H20L21 232H22V229ZM33 228L36 229V230H34ZM128 228L131 231L128 232ZM130 228H132L133 231ZM159 228H160V230L162 228V230H164V232L159 230V233H158V229ZM24 229L27 230L26 227ZM135 229H137V231H138V229H141V231H139L137 233V231H135ZM166 229H169V230L171 229L170 232H172V233H170L169 231H167V232H169V234L168 235L165 234L166 236L163 235L164 233H167V232H165ZM255 229H256V231L258 229V231L256 233L258 235L260 227L259 228L256 227ZM26 230H23V231L25 232ZM262 231L263 230H261L260 232L262 233ZM73 232H75L78 237L76 235H74L75 233H73ZM130 232H133L134 234L132 236L127 235ZM26 233L27 232H25V234ZM176 233H178V235ZM35 234H37V235H35ZM203 234L201 236H203ZM28 235H29V233L27 234V236ZM73 235H74L75 239H74ZM170 235H172V237ZM175 235H176V238H175ZM208 235H209V239L208 240H205L206 238H208ZM159 236H162L163 238H161ZM220 236H223V235L220 234ZM128 237H133L134 239L133 238H130L129 239ZM158 237H159V239H158ZM198 237H200V238H198ZM212 237L215 239V235L212 236ZM160 238L161 239H164L166 242L163 241V240H160ZM203 238H205V239H203ZM131 239H133V240L131 241ZM166 239L168 240V242H167ZM177 239L179 240V242H178ZM182 239H183V237H182ZM200 239H201V241H200ZM145 240L147 241V243L145 242ZM173 240L177 241V242H175V243L172 244L175 248L174 247H171L172 246L171 245V246H168L169 249L166 251L165 249H167V247L163 243H166V244L169 243V242L171 243ZM197 240H198V244H197ZM38 241H39V244H38ZM45 241L46 242L49 241V243L47 242L49 245L47 243H45ZM207 241L209 242V244H208ZM40 242H41V245H40ZM212 242H214L215 245L214 244H210ZM35 243L39 245V246H37V250H36V246L34 247V245H36ZM42 243H44V244H42ZM148 243H149V245L147 247L146 245ZM170 243H169V245H170ZM176 243H177V246H179L178 247V250L181 253L184 252V250H186V248H187V251H185L186 252V256L192 255L193 256L192 257L193 259L189 260V258H191V257L187 258V260L183 259V258H186V257H181V256H185V252H184V254L182 253V255H180L179 252H176L175 251V249L177 250L176 245H175ZM191 243H193V244H191ZM235 243H237L236 245H237V248H239V249H236ZM181 244L184 245V246H181ZM233 244H234L235 247L232 246ZM162 245H165L164 250H162L163 249ZM194 245H196V246H194ZM130 246H131V248H130ZM180 246H181L182 249L184 247V250H182L180 248ZM31 247L34 248V249L32 250ZM38 247H40V248H38ZM188 247H189V249H188ZM41 248H43V251H46L48 254L45 252V254H47V255L44 256L43 255L44 253H43V251H42ZM143 248H144V250H143ZM147 248H148L149 253H147ZM39 249H41V250H39ZM149 249L150 250H153L151 252H154L155 251L154 253H156V254L150 253V250ZM171 250H174V251L172 252ZM190 250H191L192 253H190V255H188L187 252L189 253ZM144 251H146V253ZM169 251L176 255V256L175 255L171 256V258L173 257V259L167 258V256L169 257L170 254H172ZM196 251H199V252H196ZM25 252L28 253L27 256L29 255V257L30 256L31 257L30 258L27 257L25 255L26 254ZM194 253H195V255H194ZM143 254H147V256H148V254H149V256L151 254H154L153 255L154 257L156 255H158V256H160V259L157 260V259L153 258L152 255H151L150 256V259L148 260V257L149 256L148 257H145L146 255H144V257H145L144 258V257H142ZM178 254L180 255V258L182 260L179 258V255ZM196 254L197 255L199 254L201 256L198 255L199 257H197ZM251 255H253V256L251 257ZM174 256L176 257L175 259H174ZM194 256H196L197 258H194ZM25 257L28 258V260ZM141 257L144 260L146 259L145 261L147 263L146 262L144 263V261L142 260ZM177 257L179 258V260H177L178 259ZM156 258H157V256H156ZM166 259H169V261H167ZM9 263H7V264H9Z\"/></svg>", "mask_w": 264, "mask_h": 264}, {"label": "rangeland", "instance_id": "obj_2", "mask_svg": "<svg viewBox=\"0 0 264 264\" xmlns=\"http://www.w3.org/2000/svg\"><path fill=\"white\" fill-rule=\"evenodd\" d=\"M16 1L17 0H15V3H16ZM29 2V3H27V2ZM164 1L165 0H90V2H89V0H25V1H22V0H18V5L17 6H15V7H18V6H20L19 4H21V6L19 7V8H15V17H16V19H15V21H16V24H17V26H19L20 27V25H21V27L19 28V32H20V29L21 28H23L24 27V24H25V27H27L28 25L27 24H29V26H30V28L31 27H35L34 29L35 30H37V31H39L38 33H37V31L35 32L34 31V29L33 28H31L35 33H37L38 35H40V34H42V35H44L43 33H41V32H43V31H45V28H49L48 30H49V32H51V31H53V28H54V33H55V37H56V35H61V36H63V39H69L70 41L72 40H75V41H73V42H75V43H77L78 42V44L79 43H81L80 45H82V44H84V45H86L88 48H93L94 46H96L98 43H100V42H104L105 41V39H106V41H107V39L108 38H111V36H109V32H112V33H114V34H116V35H124V34H128V33H132V35H133V33L135 32V31H132L130 28H129V26H127L128 24H127V17L129 16V13H130V11H133L134 9V11L136 12V9H137V11L141 14V16H142V18L143 19H145V20H149L150 18H153V15L155 14V15H157V17L159 16V10H161V9H163V6L165 5L164 4ZM192 0H184L183 2L184 3H193V2H191ZM193 1H195V3L196 2H200V0H198V1H196V0H193ZM201 1H203V0H201ZM207 1V3H208V6H207V9L209 10H212L213 11V13L216 15V17L215 18H212V19H210L209 17H208V15H202V16H199L198 15V13H196V15H192V18H194L195 20L198 18V16H199V18L201 19V20H199V23L201 24V25H204V26H206V25H209V24H211V23H214V22H216V23H218V18L220 19L221 17H222V9H221V4L224 2V1H226V0H206ZM230 3H233L234 1L235 2H237V3H240V4H243V3H251V1H254V0H228ZM257 1H260V0H255V2L256 3H254L253 5H254V7L256 6V10L258 9L257 7L258 6H260V5H258L257 6V3H259V2H257ZM22 2H24V4L26 5L25 7L23 6L24 4L22 3ZM260 2H263L264 3V0L263 1H260ZM34 3H35V5L36 4H38V5H40L39 7H38V5H36V6H34V8H36V7H38V8H36L35 10H38V11H36L37 13H31V12H35V11H33L34 9H33V5H34ZM40 3V4H39ZM90 3V4H89ZM93 3V4H92ZM100 5H99V4ZM62 4V5H61ZM168 4V3H167ZM201 4H203V3H201ZM262 4V3H261ZM16 5V4H15ZM98 5H99V7H98ZM199 5H200V3H199ZM32 7V9H30L31 7ZM63 6V7H62ZM262 6V8L264 7V4L263 5H261ZM93 7V8H92ZM70 8V9H69ZM91 8H92V10L94 11V13H93V11L91 10ZM134 8V9H133ZM23 9V10H22ZM41 11H40V10ZM243 7H241V6H237L236 7V9H235V11H234V13L233 14H231V18H233L232 20H230L233 24H235L236 22H238V25H239V18L242 16V14H243ZM22 10V11H21ZM63 10H65V11H67V12H65V11H63ZM71 10H73V11H71ZM171 11H172V8L170 9ZM23 12H25V13H23V15H21ZM31 11V12H30ZM40 11V13L38 14V12ZM171 11H170V14H169V17H170V20L171 21H169L168 23H164L163 25V27H161L162 29H158V30H156V32L159 34V38H158V41H156V42H154V40H150V37H149V39L148 38H146V39H144V42L142 41V42H139V46H138V48H140V49H142V52H141V56L142 57H144L143 58V60H139V59H126V57L125 58H121V57H123V56H121L120 57V55L121 54H119V53H109V54H107V55H103V58L100 56V55H97L96 57L97 58H99L98 56H100V58H99V60L100 61H98L99 62V64L100 63H102V67H101V69L99 70V68H97L98 66H99V64H98V62H94V63H96L95 65L97 66V67H94L95 65H94V63L93 62H91V63H93L91 66H92V68L94 67L95 68V70L93 71L94 72V74H95V72H96V74L98 73V76L97 75H94V74H92L93 72H92V69L89 71V72H91V75L89 74V72L87 71L86 72V70H88L89 69V67L91 68V66H88V65H90L91 63L90 62H88L87 60L86 61H84L83 59H82V61L84 62H82L81 60V62H82V64H81V62L80 61H77L78 63V65L77 64H75L76 65V67L77 66H79L80 64H81V67L84 65V66H86V68H88V69H86L84 66V68L82 67H77L78 68V71H77V69H76V67H75V69L76 70H72V71H70L71 69L70 68H72L71 66L72 65H74V64H72V63H70V65H68V67H66V69H68L69 71H67V72H62V69H61V73H63V74H61L59 71H60V69H58V68H55V69H58V72L62 75H60L59 73H57L56 71H55V76H52V75H54V69H52L55 65H57V63H58V65H59V62H61V61H64V59L65 58H67L68 59V61H69V57H70V55L73 53V56L72 57H74V52L73 51H71L72 53L70 54V51L69 50H63L64 52L65 51H67V52H69V54L67 53V54H65L62 50H60V51H62V52H60L59 50V52L57 53V51H55L56 49V45H54L55 46V48L53 47V46H49V49L50 48H54V49H52V50H54V51H50L51 53H52V56H50V55H48L49 54V49L48 50H46V52H48V54L47 53H45L44 52V54L42 53L41 54V52H39V50H40V48H42L41 46L39 47V46H32V48L34 49L35 47H36V50H37V47H39V50H37V51H32V54H30V56L31 55H33V56H29L30 58H35V59H27V57H28V52H25V50H21V49H24V48H20L19 46H17L16 47V44H15V49L17 48V50H15V59H19L18 61L17 60H15V70H19L18 72L17 71H15V86L16 85H18V86H16L15 87V93L17 92L18 93V96H17V93L15 94V99L14 98H11V99H14V100H11V99H9L10 101H8V104H6L7 103V101L6 102H2V104L0 103V111H1V109H3L4 111H2V112H0V114L2 115V113L3 112H5V111H7L6 109L7 108H9V110H11L10 109V107L12 108V107H16V105L18 106V107H20V104H19V102H21L22 100L24 101V100H27L28 98V100H30V98L32 99V98H34V99H38L39 100V102H40V100L44 103V101H47L46 99H48L49 98V101H51V103H52V101H53V105L51 104V103H49V101H48V104L49 105H52L53 107L51 108V109H53L54 107H56V106H58V104H59V102H57V99H59V100H63L62 101V103L63 104H61V101H60V104L62 105H59V106H61L62 107V109H63V107H64V104H67V105H69L70 103V105H69V107L71 108L72 106V101L74 102L75 101V98L76 97H78V99L76 100V101H78L79 100V98H80V96H81V98H82V100L83 99H87L88 97H89V99L88 100H91V99H94V96H95V98L96 99H101V98H99V97H101L100 95H102V96H105V99H106V97H107V100H109V99H113V100H115V97H117V95L118 96H120V94L122 93V89L123 88H125L124 89V91L123 92H125L126 94H121V95H123V96H121V97H125V98H122V99H127V97L129 96V99L131 100H134L135 101V99H136V101H137V99L138 100H140L141 99V101L143 100V98H144V105L145 106H147V107H144L143 109H141L140 107L139 108H137L138 109V111H139V109H141V111H144V112H141V111H139V112H141V113H139L136 109H135V114H137V112L139 113V114H141L142 116L141 117H138L139 118V120H141L140 118H144L143 120L145 121L144 123H146V126L147 125H151L152 124V127H155L156 126V124L157 123H161L163 126L165 125L164 123H166V124H168L169 122L170 123H172L174 126H176V127H178V129H182L184 126L183 125H189V123L190 124H192L191 123V121H193L194 122V120H196V118L197 119H200L199 117H202L201 119V122H203V124L201 123V122H199V120H196L195 122L196 123H198V127H199V130H198V127L196 128L198 131L197 132H194V133H192V134H195V136H196V141L197 140H199V143H203V141H204V144L206 145V143H208V140L210 139H208V140H204L205 138H206V130L205 129H210V130H212V128H216L217 126V129L215 130V128L213 129V131H219V132H221V134H219V133H216V134H219L218 136L220 137V136H223V134L224 135H226V133L228 132L230 135H231V131H233L234 129L236 130V128L238 129V127L237 126H239V125H245L246 123H252V125L254 124V127H255V124L257 125V123L259 124V125H264V92L263 93H261V99H260V97L258 98H256V96H254L255 95V92H254V94H253V92L252 91H254L258 86H256L255 85V82H252V83H254V84H252L251 82V84L249 85L248 83L247 84H245L246 86L247 85H249V87L250 88H248V86L246 87L245 85H242L240 82H241V79H242V76H241V74L244 72V71H242L241 70V65L244 63V58H245V56H244V54L242 53V51L240 50V48H241V46L247 41V38L245 37V33L246 32H248L250 29H249V27H244V28H246L247 30L245 31H239V32H232V33H230L228 36H225L223 33H218V35H214L215 37H213V38H211V40H210V42L208 43V44H204V42L202 41V40H200L199 41V43H198V45H196V46H193L192 47V50L190 51V50H183V51H181V52H175V51H172L173 50V47H174V50H175V48H178L177 46H181L183 43V39L182 38H179V37H181V35H182V37H183V35L185 34L184 32H185V30L187 31L188 29V27L186 26L185 27V29H184V31H183V29H181V31H178V30H180L179 28H173V27H175V25H171V26H173L172 28L170 27V23L171 24H173L176 20H178V19H180L181 18V9H179V8H177L176 9V11H174V12H172L171 13ZM259 11V10H258ZM261 11V10H260ZM65 12V13H64ZM72 12V13H71ZM135 12H133V13H135ZM219 12H221V14H219ZM20 13V14H19ZM42 13V14H41ZM46 13H48V14H46ZM64 13V14H63ZM157 13V14H156ZM256 13H257V11H256ZM259 14H261L260 16L261 17H263L264 15V9H263V11L260 13V12H258ZM44 14V15H43ZM45 14L47 15V17L46 18H48L47 20H46V18H44V16H45ZM69 16H68V15ZM26 15V16H25ZM27 15H29V17H27ZM198 15V16H197ZM39 16V17H38ZM51 16V17H50ZM256 16H258V17H256V18H258V20H260L261 18H259L260 16L259 15H256ZM23 19H22V18ZM40 17H42V18H40ZM154 17H156V16H154ZM156 17V18H157ZM25 18V19H24ZM59 18H61V19H59ZM63 18H64V21H62L63 20ZM65 18H67L68 19V21H67V19H65ZM155 18V19H156ZM22 19V20H21ZM44 21H43V20ZM57 19V20H56ZM69 19H70V22H69ZM74 19V20H73ZM158 19V18H157ZM29 20V21H28ZM52 20V21H51ZM264 20V19H263ZM23 21H25V22H22ZM48 21H50V22H48ZM158 21V20H157ZM157 21H155L156 23H157ZM159 21H160V19H159ZM260 21H262V20H260ZM37 22V23H36ZM44 22V23H43ZM52 22H54V23H52ZM154 22V23H155ZM264 22V21H263ZM22 23V24H21ZM31 23V24H30ZM52 23V24H51ZM155 23V25H157ZM160 23V22H159ZM15 24V25H16ZM37 24V25H36ZM40 24V25H39ZM42 24V25H41ZM44 24H47V25H44ZM58 24V25H57ZM175 24H177L176 22H175ZM36 25V26H35ZM45 27H44V26ZM49 25V27H46V26H48ZM56 25V26H55ZM169 25V26H168ZM28 26V27H29ZM39 26H41V27H39ZM51 26V27H50ZM60 26H61V28H60ZM65 26V27H64ZM158 26H159V24H158ZM168 26V27H167ZM218 26V25H217ZM16 27V26H15ZM53 27V28H52ZM58 27V28H57ZM37 28V29H36ZM52 28V29H51ZM56 28V29H55ZM156 28V27H155ZM167 28V29H166ZM30 29V30H31ZM42 29V30H41ZM44 29V30H43ZM59 29V30H58ZM171 29H173L171 32H170V30ZM15 30H17V27L15 28ZM62 30V31H61ZM169 30V31H168ZM177 30V31H176ZM26 32L27 30H25V28H24V30L22 29L21 30V32ZM46 31H47V29H46ZM58 31V33H56ZM62 33H61V32ZM154 33H155V30H152ZM152 31H146L147 33H148V35L150 36L151 35V33H152ZM167 31H168V33H167ZM18 32V31H17ZM20 32V33H21ZM22 32V33H23ZM27 32H29V30L27 31ZM32 31H30L29 33H31ZM67 32V33H66ZM145 32V31H144ZM145 32V33H146ZM177 32V33H176ZM180 32H181V34H180ZM44 33H46V32H44ZM64 33V34H63ZM102 33H103V35H102ZM150 33V34H149ZM172 33H174L173 35H171ZM176 33V34H175ZM184 33V34H183ZM186 33H188V32H186ZM255 33V32H254ZM254 33H253V39H255V35H254ZM32 34H33V32H32ZM36 34V35H37ZM46 34H48V33H46ZM45 34V35H46ZM51 34V33H50ZM67 34V35H66ZM136 33H134V35H135ZM164 34V35H163ZM166 34V35H165ZM169 34V35H168ZM177 34H178V36H177ZM35 35V38L38 36H36ZM44 35V36H45ZM52 35H53V33H52ZM71 35H73V36H71ZM107 35V36H106ZM130 35V34H129ZM160 35H162V36H160ZM171 35V36H170ZM186 35V34H185ZM257 35V34H256ZM33 36H34V34H33ZM58 36H57V38H58ZM70 36V37H69ZM107 37V38H105L104 39V37ZM258 36V35H257ZM40 37V36H39ZM60 37V36H59ZM73 39H72V38ZM76 37V38H75ZM98 37V38H97ZM138 37V36H137ZM148 37V36H147ZM163 39H162V38ZM44 38V37H43ZM62 37H60V39H61ZM100 38H102V39H100ZM140 39H142L143 37H139ZM45 39V38H44ZM56 39V38H55ZM59 39V40H60ZM93 39H96V40H93ZM99 39V40H98ZM104 39V40H103ZM139 39V40H140ZM148 39V40H147ZM151 39H153V38H151ZM182 39V40H181ZM36 40H38V39H36ZM35 40V41H36ZM103 40V41H102ZM179 40H181V41H179ZM54 41V40H53ZM57 41V40H56ZM77 41V42H76ZM93 41V42H92ZM37 42V41H36ZM86 42L88 43V45L86 44ZM91 42H92V44H91ZM96 42V43H95ZM159 42V43H158ZM179 42V44L180 45H178L177 43ZM17 43V42H16ZM55 43H57V42H55ZM142 43H144V44H142ZM152 43V44H151ZM170 43H172V45L170 44ZM90 44V45H89ZM148 44V45H147ZM174 44V45H173ZM177 44V45H176ZM20 45V44H19ZM32 45H34V42H33V44ZM37 45H38V43H37ZM83 45V46H84ZM92 45H94V46H92ZM145 45H147V46H145ZM160 45V46H159ZM171 45V46H170ZM161 46H163V47H161ZM260 46H262L261 44H260ZM85 47V46H84ZM86 47V48H87ZM158 47V48H157ZM160 47V48H159ZM166 49H165V48ZM169 47V48H168ZM184 47V46H183ZM30 48V47H29ZM43 48H45V47H43ZM45 48V49H46ZM144 48V49H143ZM157 48V49H156ZM20 49V50H19ZM31 49V48H30ZM57 49H58V47H57ZM139 49V51H141ZM163 49V50H162ZM168 49H171V50H168ZM221 49H224V51H222V52H220L221 51ZM44 50V49H43ZM166 50V51H165ZM17 51H19L18 53H17ZM20 51H21V53L24 51V54H21L20 53ZM145 51V52H144ZM161 51V52H160ZM167 51H169V52H167ZM30 52V51H29ZM36 54L37 52H39V54H36V55H34V53ZM54 52V53H53ZM162 52H164V53H162ZM175 52V53H174ZM26 53H27V57L24 59V57L25 56H23V55H26ZM50 53V54H51ZM61 53V55H63V57L62 56H60V55H58V54H60ZM62 53H64V54H62ZM145 53V54H144ZM46 54H47V56H46ZM57 54V55H56ZM143 54V55H142ZM38 55H40L41 57H39ZM44 55V56H43ZM53 55H55V57L56 58H58V57H60L59 59H56L55 58V61L57 62H55L54 61V59H51V58H53ZM68 55V56H67ZM109 55V56H108ZM117 55V56H116ZM20 56V57H19ZM23 56V57H22ZM38 56V57H37ZM46 56V57H45ZM50 56V57H49ZM108 56V57H107ZM224 56H229V57H231L232 58V62H233V64H235V67L230 71V73L229 72H226L225 71V69H224V67H223V64H221V62H222V60H223V57ZM22 57V58H21ZM44 57V58H43ZM72 57H70V58H72ZM109 57H111V58H109ZM128 57V56H127ZM39 58H41L40 60H39ZM93 58H94V61L96 60V58H95V56H93ZM102 58V59H101ZM107 58H109V60L107 59ZM25 61V62H23V60ZM42 59H44L45 60V62H44V60H42ZM51 59V60H50ZM66 59V60H67ZM105 59V60H104ZM120 59V60H119ZM124 59H126L127 61H128V64H127V62H126V60L125 61H123ZM153 59V60H152ZM30 62V65L31 64H33V65H28L29 64V62ZM30 60H32V61H30ZM39 60V61H38ZM49 60V61H48ZM93 60V59H92ZM92 60H90V61H92ZM98 60V59H97ZM96 60V61H97ZM104 60V61H103ZM107 60V61H106ZM20 61V62H19ZM59 61V62H58ZM106 61V62H105ZM119 61V62H118ZM124 63H123V62ZM19 62V63H18ZM37 62V65L36 64H34V63H36ZM40 62V63H39ZM42 62L44 63L43 65H42ZM49 62V63H48ZM52 62H55L54 63V65H52ZM80 62V63H79ZM86 62H88L87 63V65H86ZM20 63H21V65H20ZM26 63V64H25ZM45 63H46V65H45ZM64 63V62H63ZM104 63V64H103ZM23 64V65H22ZM67 64H68V62H67ZM178 64H184V65H187V66H194V65H199V66H205V67H208V68H210L211 69V71L213 72V73H215V72H221V71H223L224 73H225V76L226 75H228V74H230V77L228 78H226V80H228L225 84L223 83L222 85H218L217 83H216V81H214L215 83H213V81H211L210 82V80H205V79H203V77H204V75H199L197 78H195V76H193L192 77V75H191V72H189V71H185V70H183V69H181V68H179V67H177L176 65H178ZM23 66V67H21V68H19L20 66ZM25 65V66H24ZM27 65V66H26ZM46 67H45V66ZM57 65V66H58ZM108 67H110V68H108ZM112 65V66H111ZM125 65H127V67L125 66ZM128 65H129V67H136V69H134V68H132L131 70H134L135 72L137 71V72H142L141 74H142V76L140 75V73H135L134 71L133 72H130L131 74H133V75H129V73H127V76H126V74H125V67L127 68V69H129V67H128ZM33 66V67H32ZM35 66H37V67H35ZM52 66V67H51ZM70 66V67H69ZM88 66V67H87ZM113 66H115L114 67V71L116 72H114L113 71V73H115V74H119L118 72H122V77H120V78H118L117 80H114V78L116 77V76H120V75H116L115 76V74L112 76V75H110V74H112V69H113ZM24 67H27V69H25ZM30 67V68H29ZM39 67V68H38ZM45 67V68H44ZM49 67V68H48ZM74 67V66H73ZM103 67H104V69H103ZM112 67V68H111ZM116 67H118V68H116ZM17 68V69H16ZM23 68V69H22ZM40 68H42V69H40ZM46 68H47V70L49 69L50 70V72H51V69H52V71L53 72H51V73H49V70L47 71L48 73H46L45 71H46ZM79 68H81V69H79ZM93 68V69H94ZM20 69H22V70H26V72L25 71H21ZM30 69L33 71H30ZM40 69V70H39ZM65 68H63V70H64ZM65 69V70H66ZM73 69V68H72ZM117 69V70H116ZM35 70H36V72H38V73H36L35 72ZM81 70H83V71H81ZM96 70H98V71H96ZM43 71V72H42ZM126 71H128V70H126ZM41 72V73H40ZM80 72V73H79ZM105 72V73H104ZM109 72H111L109 75H106V77L104 76L105 74H108ZM123 72H124V74H123ZM24 73V74H23ZM27 73V74H26ZM36 73V74H35ZM43 73H46V74H44V76L43 75H41V74H43ZM65 73V74H64ZM104 75H103V74ZM144 73V74H143ZM18 74H20V75H18ZM51 75V76H47V75ZM68 74V75H67ZM71 74V75H70ZM77 74V75H76ZM79 74V75H78ZM86 75V74H89V77H91V78H88V75H86V76H84V75ZM136 74H138V76L136 75ZM24 75H25V77H24ZM29 75V76H28ZM33 75V76H32ZM35 75V76H34ZM60 75V76H59ZM73 75V76H72ZM124 75V76H123ZM27 76V77H26ZM37 76H38V78H37ZM46 76H47V78H46ZM66 76V77H65ZM76 76V77H75ZM79 76H81V77H79ZM97 76V77H96ZM115 76V77H114ZM134 76H135V78H134ZM140 76V77H139ZM21 77V78H20ZM33 77H35V78H33ZM39 77H41L40 78V80H39ZM60 77H63V79L61 78V79H59ZM70 77V78H69ZM74 79V80H72V78ZM93 77H95V79L93 78ZM101 77V78H100ZM105 77V78H104ZM132 77V78H131ZM24 78V79H23ZM37 78V79H36ZM69 78V81L67 80ZM78 78H80V80H78ZM83 78V79H82ZM84 78H85V80H84ZM106 80V82H104V79ZM110 78V80H107V79H109ZM112 78H113V80H112ZM117 78V77H116ZM115 78V79H116ZM137 78H140V79H138L137 80ZM27 79V80H26ZM34 79V80H33ZM36 79V80H35ZM54 79V80H53ZM92 81H91V80ZM99 79H101V80H99ZM19 80H23V81H19ZM47 80V81H46ZM62 80V81H61ZM71 80V81H70ZM75 80H76V82H75ZM84 80V81H83ZM87 80V81H86ZM114 81V82H112V81ZM37 81H39V82H41V83H37ZM51 82V87H52V83H53V87L55 86V89L54 88H51L50 86H49V88L47 87L48 85H50V82ZM54 81V82H53ZM67 81V82H66ZM74 81V82H73ZM81 83H80V82ZM86 81V82H85ZM99 81V82H98ZM110 81V83H112L111 85L110 84H108V82ZM138 81V82H137ZM209 81V82H208ZM18 82H21V83H19L18 84ZM23 82V83H22ZM63 82H65V83H63ZM71 82H73V83H77V82H79L78 84H80V85H75V84H73L72 83V85H70L71 84ZM83 82H84V84H85V86H84V84H83ZM90 82H92V83H94V84H92V83H90ZM98 82V83H97ZM103 82V83H102ZM133 82H135V83H133ZM189 82V83H188ZM17 83V84H16ZM61 85H60V84ZM97 83V84H96ZM113 83H114V85H113ZM187 83H188V86L186 87V85H187ZM192 83H194V84H192ZM221 83V82H220ZM27 84H28V86H27ZM47 84V85H46ZM67 84H69V85H67ZM96 84V85H95ZM103 84V85H102ZM106 84V85H105ZM186 84V85H185ZM20 85H24V86H20ZM26 85V86H25ZM40 85V86H39ZM44 85H46V86H44ZM81 85H82V87H81ZM134 86V87H129V86ZM195 86V87H192V86ZM263 85V84H262ZM261 85V86H262ZM62 86H64V87H62ZM67 86V87H66ZM76 86V87H75ZM125 86V87H124ZM128 86V87H127ZM137 86V87H136ZM19 87H21L20 89H19ZM42 87V88H41ZM58 87V88H57ZM59 87H61V88H59ZM75 87V88H74ZM81 87V89H79ZM86 87V89H84ZM111 87V88H110ZM118 87L119 88H121V92H120V94L119 93H115L116 91L117 92H119V90H118ZM188 88V89H186V88ZM217 87H223V91H221V89H220V91L221 92H223V93H221L220 91H217V93L215 92L216 90H219V89H217ZM246 87V88H245ZM255 87V88H254ZM26 88V89H25ZM30 88V89H29ZM46 88L48 89V91H49V89H50V91H51V93L50 92H48V91H46ZM66 88V89H65ZM72 88V89H71ZM87 88H89V89H87ZM103 88H105V89H103ZM116 88V89H115ZM128 88H130V89H128ZM135 88V89H134ZM140 88V89H139ZM18 89V90H17ZM40 89V90H39ZM52 89V90H51ZM62 89H64V90H62ZM103 89V90H102ZM109 89H114V90H112V93H111V91H110V93H109ZM136 89H137V92H139V91H141V89H142V91L141 92H139L138 94H139V96H141L140 98L138 97V95L136 94ZM189 89H191V90H189ZM216 89V90H215ZM246 89V90H245ZM262 89V88H261ZM21 90V91H20ZM29 90V91H28ZM58 90H60V91H58ZM62 90V91H61ZM66 90V91H65ZM70 90H71V92H70ZM73 90V91H72ZM74 90H75V92H74ZM92 90H96V91H94V92H92ZM100 90V91H99ZM108 90V91H107ZM130 90V91H129ZM132 90V91H131ZM139 90V91H138ZM257 90H259V89H257ZM34 91V92H33ZM36 91V92H35ZM58 91V92H57ZM115 91V92H114ZM144 91V92H143ZM260 91V92H261ZM23 94V95H21V93ZM30 93V94H27V93ZM31 92H33V94L31 93ZM42 94H41V93ZM44 92V93H43ZM77 92V93H76ZM78 92H80V93H78ZM114 92V93H113ZM131 92H132V95H131ZM221 93V94H218V93ZM259 92V91H258ZM259 92V93H260ZM57 93H59V94H57ZM65 93V94H64ZM67 93V94H66ZM90 93V94H89ZM94 94V96L92 95V94ZM101 93V94H100ZM104 95H103V94ZM109 93V94H108ZM258 93V95H260ZM27 94V95H26ZM40 95L39 97L37 96V95ZM89 95L88 97H86L87 95ZM96 94L99 96L98 98H97V96H96ZM100 94V95H99ZM108 96H107V95ZM130 94V95H129ZM34 95H36L37 97H35ZM43 95H44V97L46 96V98H44L43 97ZM62 95H64V96H62ZM77 95V96H76ZM79 95V96H78ZM83 95H84V97H86V98H83ZM91 95V96H90ZM126 95H127V97H126ZM137 96V98H135V97H133V96ZM256 95H257V93H256ZM28 96V97H27ZM30 96V97H29ZM31 96H33V97H31ZM57 96V97H56ZM58 96H60L59 98H58ZM74 96V97H73ZM93 96V97H92ZM114 97V98H112V97ZM25 98V99H23V98ZM27 97V98H26ZM54 97H56L55 99H53ZM62 97V98H61ZM65 97V98H64ZM109 97H111V98H109ZM121 97H119V98H121ZM143 97V98H142ZM17 98H18V100H17ZM39 98H41V99H39ZM52 98V99H51ZM71 98V100H69L68 101V99H70ZM73 98V99H72ZM81 98H80V100H81ZM118 98V97H117ZM116 98V99H117ZM118 98V99H119ZM216 98H223V100H220L221 102H220V105H221V103H222V108L221 109H223V111H222V114L221 113H219L218 114V111H219V109H220V106L218 107V105H217V107H216V104H218V99H216ZM22 99V100H21ZM33 99V100H34ZM51 99V100H50ZM44 100V101H43ZM54 100L56 101V102H54ZM129 100V101H130ZM131 100V101H132ZM15 102H16V104H15ZM41 102V103H42ZM66 102H68V103H66ZM139 102V101H138ZM4 103V104H3ZM10 103V104H9ZM46 103L47 102H45L44 103V105H42L41 107L43 108V110H45L47 107H49L48 106V104L46 105ZM56 103V104H55ZM58 103V104H57ZM131 103V102H130ZM136 103V102H135ZM142 103V102H141ZM6 104V105H5ZM12 104V105H11ZM15 104V105H14ZM153 104V105H152ZM9 105H10V107H9ZM14 105V106H13ZM132 105V104H131ZM140 105V104H139ZM138 105V106H139ZM177 105H178V107L179 106H181L180 108H183L181 111H179L180 113L178 114V112H177V110H179V108H176L177 107ZM5 106V107H4ZM8 106V107H7ZM44 106V107H43ZM135 106V105H134ZM137 106V105H136ZM157 106V107H156ZM215 106V107H214ZM68 106H67V108H69ZM142 107V106H141ZM152 107V108H151ZM153 107H155L154 109H153ZM184 107H186V109L184 108ZM187 107H190L189 109L187 108ZM57 108H58V110H57ZM52 113L53 114H55V112H56V116L55 117H57V118H51V117H54L53 115H49L48 116V113H50L49 112V110L50 111H52L51 109H46V111L45 112H48V113H46L45 114V112L43 113H40L41 111H43L41 108H40V110H38L37 109V111H35L36 113H34L33 115L35 116L37 113V115L35 116V117H33V115L32 116H30V119H29V121L32 123L34 120L37 122V124H35V123H32L33 124V126L34 127H37V128H32V130L34 131H31V130H28V131H31V134L29 133V132H26V135H27V133H28V137L27 138H30V139H27L26 137L25 138H20V142H21V140H22V142L21 143H25L24 144V146L25 145H27V143H29L28 141L30 140L32 143H33V146H34V151L36 152V151H38L40 148V150L42 151V149L44 150L43 151V153L42 152H40V150L38 151V152H40V153H42V154H40V153H38L37 154V152H36V154H37V156L39 155V157H38V160L35 158L36 157V155H35V157L32 159V158H26L25 159V157H23L24 155H21L22 154V151L21 150H18L20 153H18L17 152V154H15V153H12L11 151L13 150V149H11V150H9V152H7V154H8V156L6 155V158L7 157H9V158H7L8 159V161L11 163V161H13V154H15V158H14V162H12L13 164H16V165H26L27 166V163L30 165V162L32 163V161L33 160H35L37 163H38V165H39V163H41V165H42V163L43 164H45L46 162H49L48 160H50V162L51 163H54V162H58L57 160L59 159H61L62 158V160H60V161H64L63 163L64 164H69V163H71V161H78V160H80L83 156L81 155L82 154V152L80 151V150H84V149H86L87 148V146H86V148L84 147L85 145H88L85 141H86V139H87V134L85 135L84 133H83V131H82V133H80V135L78 134L75 138H73L74 137V133L72 134V136H70L71 135V133L69 134L68 133V136L66 137V135H63V131H62V129H61V132H59L60 130V125L61 124H59V127H57V126H55L56 124H58L57 123V121L59 122V123H62L63 121H62V119H63V115H61V113L62 114H64L63 112H61V110H59L60 108L59 107H57ZM134 108V107H133ZM147 108V109H146ZM157 108V109H156ZM159 108V109H158ZM174 108H176V109H174ZM193 109V111H191L192 109ZM210 108V109H209ZM213 108V109H212ZM216 108V109H215ZM16 109V108H15ZM14 108H13V110H15ZM209 109V110H208ZM212 109V110H211ZM217 109H218V111H217ZM12 110V111H13ZM131 110V109H130ZM173 110H175V111H173ZM184 110V111H183ZM197 110V112H195ZM208 110V111H207ZM211 110V111H210ZM217 111V113H215L216 111ZM60 111V112H59ZM131 111H134L133 109L131 110ZM186 111V112H185ZM214 111V112H213ZM174 112V113H173ZM193 112V115L195 116H193V115H191L190 113H192ZM200 112H202V113H200ZM208 114H207V113ZM223 112H229V114L230 115H228L227 113L225 114V115H227V118H225V120H223L224 121V123H222L221 121V119L224 117V114H223ZM240 112V114H241V116L240 117H242L243 119L242 120H240V117H239V113ZM39 113H40V115H39ZM60 113V114H59ZM72 113H74V112H71V116H73V117H71L72 118V120L73 121H75V122H78V117H75L76 116V113L73 115ZM131 113V112H130ZM129 113V114H130ZM143 113V114H142ZM167 113V114H166ZM173 115H172V114ZM181 113L183 114L184 113V115H181ZM187 113V114H186ZM235 113H237L236 115H238V116H235L234 114ZM6 114V113H5ZM4 114V115H5ZM45 115V117L46 118H44L43 119V117H44V115ZM61 115V117H59V115ZM132 114L134 115V113L132 112ZM139 114H137L136 115V117L137 116H140ZM175 114H177V115H175ZM195 114H197V115H195ZM200 114V115H199ZM203 114V115H202ZM204 114H205V116L206 117H204ZM208 116H207V115ZM212 114V115H211ZM216 114H218V115H216ZM233 114V115H232ZM4 115L2 116V119L0 118V125H1V121H3V120H6L7 119V116H6V118L4 117ZM47 115V116H46ZM169 115V116H168ZM171 115V116H170ZM174 115H175V117H174ZM199 115V116H198ZM213 115H214V118H213ZM232 115V116H231ZM38 116V117H37ZM129 116V115H128ZM188 116V117H187ZM190 116V117H189ZM198 116V117H197ZM211 116H212V118H211ZM215 116H217L216 118H215ZM221 116V117H220ZM234 116V117H233ZM40 117H42L41 119H39ZM50 117V119H53V120H56L57 119V121H54L55 123H53V124H55V125H53V126H51L52 125V123L50 124V123H48L46 120H47V118H49ZM59 117V118H58ZM75 117V118H74ZM119 117V116H118ZM131 117H132V115H131ZM135 117V116H134ZM133 117V118H134ZM205 119H204V118ZM226 117V116H225ZM229 117V118H228ZM233 117V118H238V119H231V118ZM5 118V119H4ZM35 118H37V119H35ZM62 118V119H61ZM186 118V119H185ZM189 118H191V119H189ZM221 118V119H220ZM245 118V119H244ZM247 118V119H246ZM39 119V120H38ZM43 119V120H42ZM49 119V120H50ZM76 119V120H75ZM132 119V118H131ZM189 119V120H188ZM194 119V120H193ZM217 119H218V121H217ZM219 119L221 120L220 122L222 123H220L221 125L219 126ZM224 119V118H223ZM52 120V121H53ZM129 120V119H128ZM136 122L138 121V119L136 120V119H134ZM142 120V121H143ZM191 120V121H190ZM233 120V121H232ZM254 120H255V122H254ZM41 121L42 122H45V124L46 125H44L45 127L46 126H48V128H46V129H44V130H40V129H43L44 128V126H41L42 125V123H41ZM51 121V120H50ZM141 121V122H142ZM235 121V122H234ZM260 121V122H259ZM261 121H262V124H261ZM5 121H3L2 123H4ZM38 122H40V123H38ZM129 122H131L132 123V120L131 121H128V125H129ZM189 122V123H188ZM143 123V122H142ZM141 123V124H142ZM169 123V124H170ZM196 123H194V124H196ZM199 123H201V126H199ZM213 123H215V125L216 126H214V127H212L213 126ZM47 124H49V125H47ZM63 124V123H62ZM171 124V125H172ZM234 124H236L237 126H236V128L234 127L235 125ZM153 125H155V126H153ZM158 125L159 124H157V127H158ZM170 125V126H171ZM173 125H172V127H170L169 125H167V126H169V130H168V127H164V130H166V133L167 134H169L170 133V131H173L172 132V134L173 133H175V130L174 129H176V128H174L173 127ZM188 125H187V127H188ZM212 125V126H211ZM248 125V124H247ZM249 125H251V124H249ZM259 125L257 126V127H259ZM4 126V125H3ZM2 126V127H3ZM51 128H50V127ZM55 126V128H52V127H54ZM132 126H134V127H132V128H135V122H133V124H132ZM141 126V125H140ZM145 126V125H144ZM144 126H142V127H144ZM166 126V125H165ZM180 126H181V128H180ZM183 126V127H182ZM191 126V125H190ZM197 126V124L195 125V127ZM0 128V133L2 132L3 133V130H5V128ZM41 127V128H40ZM151 127V126H150ZM160 127V126H159ZM156 128L157 130L155 131V128L154 129H146V130H148L147 131V135H150L152 132H160V133H162V131H161V129L160 128ZM195 127H193V128H195ZM212 127V128H211ZM234 127V128H233ZM249 127V126H248ZM253 127V126H252ZM252 127H251V129H252ZM261 127H264V126H261ZM58 128V129H57ZM189 128V127H188ZM187 128V129H188ZM201 128V129H200ZM218 128H220V129H218ZM241 129L243 128V127H240ZM239 128V129H240ZM256 128V127H255ZM36 129H38V131L36 130ZM48 129H50L49 131H48ZM130 129H131V125H130ZM233 129V130H232ZM238 129V130H239ZM248 129V128H247ZM260 129V128H259ZM52 130V131H51ZM54 130H56V131H54ZM151 130V131H150ZM184 130V133H185V130H186V127L185 128H183L182 129V131ZM220 130H222V131H220ZM235 130L232 132V133H234L235 132ZM237 130V131H238ZM244 130V129H243ZM253 130V129H252ZM35 131H37V132H35ZM131 131H132V129H131ZM131 131H129V132H131ZM167 131H169V133L167 132ZM187 131V130H186ZM196 131V130H195ZM212 131V133H214ZM217 131V132H218ZM241 131V130H240ZM245 131H247L246 129H245ZM256 131H257V129H256ZM260 131H262L263 132V128L260 130ZM35 133L34 135H33V137L31 136V137H29L30 135H32L33 133ZM40 132V133H39ZM54 132V134H59L60 133V135L62 134L63 136H65V137H63V136H60L59 137V135L57 136L56 135V139H55V142H54V138L55 137H53V135L54 134H50V133H53ZM107 131H105V133H106ZM190 133H191V130L189 131ZM189 132H187V133H189ZM210 132V131H209ZM239 132V131H238ZM238 132H237V134H238ZM253 132V131H252ZM4 133H5V131H4ZM44 133H46V134H44ZM146 133V132H145ZM186 133V134H187ZM190 133L189 134H187V136L188 135H190ZM202 133H204V135L202 134ZM212 133H210V134H212ZM236 133V132H235ZM235 133L234 134H232V136L233 135H235ZM247 133V132H246ZM245 133V134H246ZM248 133H250L251 134V131L249 132V130H248ZM30 134V135H29ZM36 134H38V135H36ZM41 134V135H40ZM43 134V135H42ZM82 134L84 135V138L82 137ZM163 134V133H162ZM166 134V135H167ZM183 134V133H182ZM191 134V135H192ZM228 134V136H230ZM244 134V135H245ZM250 134H248V137H249V135ZM257 134L259 135V133L257 132ZM260 134H262V133H260ZM46 135V136H45ZM49 135V136H48ZM164 135V134H163ZM169 135H171V133L169 134ZM169 135H168V137H169ZM174 136H175V134H173ZM185 135V134H184ZM190 135V136H191ZM203 135V136H202ZM209 135V134H208ZM208 135H207V137H208ZM35 136V137H34ZM45 136V137H44ZM70 136V137H69ZM165 136V135H164ZM172 136V135H171ZM170 136V137H171ZM171 137V138H169V139H172V141H170V142H173V138H175L176 139V137ZM202 136V137H201ZM205 136V137H204ZM211 136V135H210ZM215 137H213V142H214V140H217V139H215L216 138V135H214ZM217 136V137H218ZM239 136V135H238ZM260 136V139L261 140H263V134H262V136L261 135H259ZM24 137V136H23ZM53 138L52 139V141L50 140L51 138ZM69 137V138H68ZM71 137L74 139V140H78L77 138L79 137V139L81 140V141H77L78 142V145H79V147H80V145H81V149L79 148V149H76L75 151L77 152V154L78 153H81L79 156L76 154V155H74V157L73 156H71L72 157V159H71V157H70V160H68V158H69V156H70V154H69V156L68 155H66L65 156V158H63L64 157V153H63V149H61V148H59V147H61V146H59L58 144H57V139H60V138H68V140H70L71 139ZM83 139H82V138ZM85 137H86V139H85ZM192 137H193V135H192ZM226 138H227V136H225ZM225 137L223 136V138L225 139ZM236 137V136H235ZM253 137V136H252ZM255 137V139H251V141H257V139L256 138H258L256 135L254 136ZM13 138H15V137H13ZM166 138H167V136H166ZM165 137H164V140L166 139ZM212 138V137H211ZM229 138V137H228ZM228 138L227 139H220L221 141H220V143L222 142V140H224V141H227L228 140ZM233 139V137H231L230 136V139ZM239 137H237L235 140L237 141V139H238ZM243 137H241V135H240V139H242ZM246 138H247V136L245 137V139H242V140H246ZM31 139H36V140H31ZM45 141V139H47V141H43V140ZM73 139H71V140H73ZM174 139V140H175ZM179 139H180V141H182L183 142V144H186V145H188L185 141H184V137L183 136H181V137H179ZM189 139V138H188ZM231 139V140H232ZM240 139H238V141H240ZM248 139V138H247ZM12 140V139H11ZM11 140H9V141H11ZM57 140V141H56ZM168 140V139H167ZM230 140V141H231ZM235 140H234V142L232 143V141L230 142V144L233 146H237V147H235V149L236 148H238V149H236V151L238 150L239 152H240V154H241V156L243 155V163L241 162L242 160L240 159L241 157H239L238 156V158L239 159H237V158H233V159H235V161L237 162H241V164H238V163H236V164H238V165H234V166H229L228 164H225L226 166L228 165V167H226V166H224V169H222L221 170V168H223V167H218L217 168V166H219V164H220V162H219V160H221L222 158V156L223 155H225V154H223L222 156H220L219 155V153H220V151H221V149L222 150H226V151H228V150H230V149H228L227 147H226V143L224 144V142H223V145L226 147V148H222V147H224V146H222L221 147V149L219 148L220 146H218V147H216L217 145H219L217 142H215V143H217V145L216 144H214V145H216L215 147H216V149L215 148H213V150L215 149V151L216 150H220L219 152H217L216 151V154H214L215 153V151H214V153H212V154H214V155H211V156H213V158L214 157H216V159H218L217 157V155H219L220 156V158L216 161L217 163H219V164H217L216 163V169H215V167H208V168H206L205 167V165L207 166L208 165V163L207 164H205L204 165V163H203V165L201 164L200 165V168H202L201 170H203L202 172L200 171L199 172V170H198V172L199 173H201L200 175H197L196 174V177L198 176V178H201L200 180H198V181H200V182H196V183H200L199 185H197L198 187L200 186H210L212 189H213V192L216 194V195H220V196H224L223 198H227V196H228V198H231V199H233V200H231L232 202L233 201H235V203L237 204L238 202H239V204L241 203H243L242 205H243V207H242V205H239V204H237V206L238 207H240L241 206V208L239 209V208H237L236 207V209L237 210H233V208H234V206L236 205L235 203L234 204H232L233 205V207L231 208L232 210H231V212H234V215H233V213H231L230 212V210H228V212H230L229 213V217H230V215H231V217H230V222H229V219H228V217H227V215H226V213L224 214H222V216L221 215H218V216H221V219L224 217V220L223 221H219V219H218V222H223L222 224L224 225L225 224V222L228 220V222H229V225H232V224H230L232 221L233 222H235L236 221V218L237 217H242L241 219L240 218H238V219H240V220H238L237 219V221L238 222H236V223H234V226H235V224H236V226L234 227V228H232V227H230L229 225L228 226H223V225H221V226H219V228H210V229H208V227H204V226H206V225H204L203 227H200V225L202 224V223H198L197 224V226L199 225V228L198 227H196V229L194 228L196 225H195V223H197L196 221H194V223L192 222V224H194L193 225V227H186L184 230H181L180 232H178L179 234H182L181 232L183 231L184 233L183 234H185L184 236L182 235V237H183V239H182V237L181 236H177V238H181V239H179L180 240V242H181V240L183 241V242H181L182 244L184 243V241H185V247H187L186 245V242H187V240H195L194 241V243L196 242V239L194 238L193 239V236H198V235H196V233L197 234H201L202 232H205L206 234L207 233H209V235L211 236V234H212V236H214L215 235V239L211 236V241H213V240H215V243L217 242V241H219V245H221V247H222V243H221V241H223L224 243H225V240H227V242H228V240H232V239H234V238H231V236L230 235H232L233 233L235 234V236L236 235H238V236H236V238H235V242L236 241H242L243 243H244V245H242L240 248H242L243 246H247V245H245V242L247 243V244H249L248 246H249V249H250V247L251 248H253V245H254V248H253V252H252V254L254 255V249L256 248V247H258L257 245H258V236H259V234H260V238L261 237H264V198L262 199L263 201H261L262 203H260V201H258V203L257 204H259L260 203V205H256V200H259V199H257V196H258V198H261V197H259V194L257 193V192H255L257 189H258V186H259V184L261 183H263L262 185H264V173L263 174H261L262 172H259L260 170H259V168H257L259 171L257 172V169H256V172L257 173H255V175H254V173H252V172H254V171H252L253 169H255L256 168V166L255 167H252V165L254 166V162H256L257 164H259V163H261L262 161V158H261V156L263 155V160H264V149H262V151L260 152V150L261 149H259L258 150V146H257V148H255L253 145L255 144H253L252 145V147H251V141L249 142L250 144H249V147H251V148H248V147H246V145L244 146L243 145V143L244 142H246L247 144H248V142H247V140L246 141H243L242 142V140H241V143H235ZM259 140V139H258ZM261 140H259V141H261ZM15 141H17L16 143L18 144V145H14L15 143ZM15 141H11L10 143H12L13 142V146L14 147H19L20 148V142L17 140V139H15ZM25 141V142H24ZM34 141V142H33ZM36 141V142H35ZM41 141V142H40ZM50 143H49V142ZM169 141H167V142H169ZM186 141H187V138H186ZM189 141V140H188ZM207 141V142H206ZM210 141V140H209ZM19 142V143H18ZM27 142V143H26ZM30 142V143H31ZM81 142H84L83 144H84V146H83V144L81 143ZM198 142V141H197ZM211 142V141H210ZM213 142H212V146H213ZM219 142V141H218ZM229 142V141H228ZM263 142H264V140H263ZM31 143V144H32ZM38 143V144H37ZM40 143H41V145H40ZM56 143V144H55ZM81 143V144H80ZM191 143V142H190ZM199 143H198V145L196 144V143H194L196 146H197V148H198V146L200 147V145H202V144H200L199 145ZM246 143H244V144H246ZM30 144V145H31ZM44 144V145H43ZM46 144V145H45ZM193 144V143H192ZM258 144V143H257ZM11 145V144H10ZM56 145V147H55V149H54V147L53 146H55ZM205 145L203 146H201L200 148H201V150H199L200 148H198V150H197V153H196V157H198L197 156V154L198 153H200V156H205V158H207V156H208V154H211L210 152L212 151L213 152V150H212V147H211V151L209 152V150H210V148H209V150H208V148H205V149H203V147H205ZM210 145V144H209ZM221 145V144H220ZM5 146H6V144H5ZM13 146L11 145V146H9V147H12L13 148ZM21 146H23V145H21ZM37 146V147H36ZM57 146H59L58 147V149H57ZM211 146V145H210ZM209 146V147H210ZM248 146V145H247ZM7 147V146H6ZM83 147V148H82ZM206 147H208V145L206 146ZM228 147H229V145H228ZM245 147H246V149H245ZM21 148H23V147H21ZM39 148V149H38ZM48 148V149H47ZM218 148V149H217ZM230 148V147H229ZM234 148V147H233ZM259 148H260V146H259ZM15 149H17V148H15ZM49 150V149H52V150H49V151H47V150ZM58 151H57V150ZM62 150V152L60 151V150ZM202 149L204 150V152L202 151ZM232 149V148H231ZM7 150V151H8ZM45 150H46V153L48 154V158H44L45 156H47V154L45 153ZM77 150H79V152L77 151ZM205 150H208V152L206 153L205 152ZM245 152H244V151ZM140 151V150H139ZM143 151V150H142ZM200 151V152H199ZM234 151V150H233ZM236 151H234V153L236 152ZM238 151H237V153H238ZM64 152H66L65 150H64ZM141 152V151H140ZM225 152V151H224ZM223 151H222V153H224ZM232 152V151H231ZM230 152V154H232ZM51 153H52V155H51ZM61 154L59 157H58V155L59 154ZM63 153V154H62ZM218 153V154H217ZM221 153V154H222ZM233 153V154H234ZM236 153V154H237ZM260 153H262V155L260 154ZM18 154H19V158H20V160L22 161V164L20 163V160H19V158H17V156H18ZM55 154V155H54ZM56 154H57V156H56ZM206 154H207V156H206ZM229 154V153H228ZM235 154V155H236ZM17 155V156H16ZM21 155V156H20ZM43 156L42 158H40V156ZM199 155V154H198ZM235 155H233V156H235ZM237 155H239V154H237ZM257 155H258V157H260L261 158V160H260V158L258 159V158H255V157H257ZM259 155H261V156H259ZM57 157L56 159L54 158V160H53V157ZM61 156H63V157H61ZM82 156V157H81ZM145 156H146V154H145ZM149 156V155H148ZM194 156V157H195ZM210 156V155H209ZM226 156H228L227 155V153H226V155H225V157ZM23 157V159H25V161L23 160V159H21ZM27 157V156H26ZM51 157V158H50ZM66 157H68V158H66ZM147 157V156H146ZM193 157V158H194ZM195 157V158H196ZM224 157V158H225ZM230 157V156H229ZM44 158V159H43ZM228 158V157H227ZM231 158H232V155H231ZM231 158H229V159H231ZM42 159V161H39V160H41ZM48 159V160H47ZM74 159V160H73ZM146 159V158H145ZM147 159H149V158H147ZM197 159V158H196ZM196 159H193L194 161H196ZM198 159H200V160H202V159H204V158H199L198 157ZM197 159V160H198ZM211 159V158H210ZM209 159V160H210ZM229 159L227 160L228 162H230L229 161ZM255 159L258 161H255ZM27 160V161H26ZM30 162H29V161ZM32 160V161H31ZM45 160H46V162H45ZM166 160H168V159H166ZM193 160H192V162H193ZM199 160V161H200ZM206 160V159H205ZM203 161L202 160V162H206V161ZM214 160V159H213ZM213 160H210V161H213ZM223 160V159H222ZM260 161V162H259ZM19 162V163H18ZM25 162H27V163H25ZM149 162V161H148ZM157 162V161H156ZM159 162V161H158ZM165 162V161H164ZM167 162V161H166ZM173 162V164H174V161H171V162H169V166H171V163ZM187 162H190L189 160L187 161ZM201 162V163H202ZM232 162V161H231ZM24 163V164H23ZM191 163V162H190ZM190 163H188V164H190ZM195 163H197V161L195 162ZM224 163H226V158H225V161H223L222 162V164H224ZM233 163V162H232ZM255 163V164H256ZM157 163H155V165H156ZM159 164V163H158ZM162 165H164L163 163H161ZM187 164V165H188ZM192 164H194V163H192ZM198 164V166H199V163H197ZM197 164L195 165L194 164V167L192 166V168H190V169H196V170H194L195 172L193 173L192 172V170H190L189 168V170L191 171V173H193V174H195L196 173V171H197ZM209 164H211V163H209ZM222 164H221V166H222ZM230 164V163H229ZM242 164H244V166H242ZM262 165L264 164V162L263 163H261ZM260 164V165H261ZM129 165H130V163H129ZM155 165H153V166H155ZM161 165V166H162ZM166 165V164H165ZM164 165V166H165ZM215 165V164H214ZM233 165V164H232ZM242 166V167H240V166ZM259 165V166H260ZM167 166V165H166ZM183 166H186V165H183ZM201 166H204L206 169H203L204 167H201ZM209 166V165H208ZM210 166H212V165H210ZM159 167V166H158ZM163 167V166H162ZM175 167V166H174ZM173 167V168H174ZM180 168H181V166H179ZM186 167H189V165L188 166H186ZM244 167H245V169L247 170H251L252 172H249V173H251L250 175L249 174H247L248 172L246 171L245 172V170H244ZM263 167H264V165H263ZM262 167V168H263ZM161 168V167H160ZM165 168V167H164ZM163 168V169H164ZM169 168V167H168ZM173 168H172V172L174 171L173 170ZM220 168V169H219ZM159 169V168H158ZM162 169V170H163ZM177 169V168H176ZM175 169V170H176ZM182 169H183V167H182ZM181 169V170H182ZM11 170V171H10ZM161 170V169H160ZM162 170H161V176H162V174L164 175V170H163V173H162ZM8 172H10L11 174H14V173H12L13 172V169H8L7 170ZM152 171L154 172V170L152 169ZM176 171H178V170H176ZM183 171H187V169L184 167V169H183ZM262 171L264 172V168L262 169ZM166 172H169V170L168 171H166ZM165 172V173H166ZM170 172H171V170H170ZM180 172V171H179ZM182 172V171H181ZM189 171H187V173H188ZM17 173V172H16ZM21 173H22V171L20 172V175H21ZM149 173V172H148ZM155 173V172H154ZM153 173V174H154ZM160 172H158V174H159ZM184 173V172H183ZM186 173V174H187ZM151 175V177L152 176H154V175ZM156 174V173H155ZM170 174V173H169ZM177 174V173H176ZM185 174V175H186ZM190 174V173H189ZM188 174V175H189ZM192 174V175H193ZM252 174L254 175V177H252ZM15 175H17L18 176V174H15ZM19 175V177H22V175L20 176ZM149 175V174H148ZM12 176H14V175H12ZM150 176V175H149ZM167 177H168V175H166ZM174 176V175H173ZM179 177V175H176V177ZM190 176V175H189ZM15 177V176H14ZM155 177V176H154ZM157 177V176H156ZM159 177V176H158ZM158 177H157V179H158ZM171 178H169L170 180H171V182H172V176H170ZM195 176H194V178H196ZM17 177H15V179H16ZM153 178V177H152ZM161 178V177H160ZM159 178V179H160ZM164 178V177H163ZM163 178H161V179H163ZM166 178V177H165ZM193 178V179H194ZM19 179V178H18ZM160 179V180H161ZM189 179H190V177H189ZM17 180V179H16ZM155 180V179H154ZM165 180V179H164ZM175 180V179H174ZM173 180V181H174ZM196 180H197V178H196ZM202 180V181H201ZM257 180V182H260V183H258L257 184V182H256V184H255V181ZM167 181H168V178H167ZM156 182H158L157 180H156ZM162 182V181H161ZM177 182V181H176ZM176 182H174L173 184H174V186L176 187V189L178 190L180 187L178 186L177 187V185H178V182H177V185H175L176 184ZM181 182V181H180ZM180 182H179V184H180ZM183 183H184V181H182ZM201 182H202V184H201ZM155 183V182H154ZM159 183V182H158ZM164 183H166V181H164ZM168 183H169V181L165 184V186L166 185H168ZM182 183V185H184L185 186V184H183ZM157 184V183H156ZM162 184V183H161ZM260 184V185H261ZM159 185H160V183H159ZM169 185H171V183H169ZM181 185V186H182ZM196 185H195V187H196ZM261 185V188L259 187V190H261V192H259V193H262V192H264V191H262L264 188H262L263 186ZM158 186V185H157ZM162 186V185H161ZM164 186V187H165ZM172 186V185H171ZM183 186V187H184ZM225 186V187H224ZM163 187V188H164ZM197 187V188H198ZM162 188V187H161ZM161 188H159V189H161ZM163 188L161 189L162 191H163ZM171 188V187H170ZM170 188H168L167 187V191H168V189H170ZM173 188V187H172ZM184 188H186V187H184ZM183 188V189H184ZM165 189V188H164ZM181 189H182V187H181ZM180 189V190H181ZM203 189V188H202ZM201 188H200V190H199V188L197 189V190H199V192L202 190ZM166 190V189H165ZM174 190H175V188H174ZM173 190V191H174ZM187 190V189H186ZM196 190V189H195ZM170 191H172V190H170ZM172 191V193L171 194H174V196H175V193ZM161 192V191H160ZM180 192V191H179ZM178 192V193H179ZM183 192V191H182ZM201 192H204L203 190L201 191ZM164 192H162L161 194H163ZM169 192L168 193H166V194H170ZM177 193V192H176ZM198 193V192H197ZM251 193L253 194V193H255V195H256V193H257V196H256V199H255V197H254V195L252 196L251 195ZM160 194V196H162ZM165 194V195H166ZM170 194V195H171ZM180 194V193H179ZM182 194V193H181ZM196 194V193H195ZM264 194V193H263ZM263 194H261V195H263ZM42 195H44L45 196V193L44 194H42ZM42 195H41V197H42ZM47 195V194H46ZM158 195H159V193H158ZM164 195V196H165ZM197 195V194H196ZM196 195H194V197H196ZM201 195H203V193L202 194H199V201H201V200H203V197L201 196ZM251 195V196H250ZM43 196V197H44ZM164 196H162L163 198H164ZM169 195H167V197H168ZM176 196H178V195H176ZM167 197H165L164 199H168ZM170 197V196H169ZM248 199V197H251V198H249V199H251V201H248L247 203L248 204H244V202L243 201H245V203H246V198ZM254 197V198H253ZM263 197V196H262ZM160 198V197H159ZM171 198V197H170ZM177 198V197H176ZM198 198V197H197ZM227 198V199H228ZM252 198H253V200H252ZM43 199V198H42ZM45 199H46V197H45ZM182 199V198H181ZM180 199V200H181ZM226 199V200H227ZM165 200V202H167ZM170 200V199H169ZM175 200V197L173 198H171V200H170V202L168 203H166V207H168V204L170 205V204H172L171 203V201H174ZM195 200H197L196 198H195ZM230 200V199H229ZM255 200V204L254 203H252V201H254ZM43 201H45V200H43ZM164 201V200H163ZM182 201V200H181ZM180 201V202H181ZM184 201V200H183ZM186 201V200H185ZM184 201V202H185ZM231 201H230V203H231ZM242 201V202H241ZM164 202V203H165ZM178 203H179V201H177ZM177 203V204H178ZM197 204H199L198 202H196ZM252 203V204H254V205H252V208H253V206H255V209L253 210V211H251L250 210V207L251 206H248V205H250V204ZM181 204H183V203H181ZM188 204V205H187ZM146 205V204H145ZM175 205H176V203H175ZM179 205V204H178ZM184 206H186L185 208V210H183V212L185 211V213H187V206H189V203H186V204H183ZM199 205H201V204H199ZM204 205V208H205V202H204V204H203V202H202V206ZM134 206V207H133ZM135 206H137V205H132V207L133 208H135ZM165 206V205H164ZM171 206V205H170ZM182 206V205H181ZM198 206V205H197ZM196 206V207H197ZM258 206V207H257ZM131 207V208H132ZM146 207H147V205H146ZM165 207V208H166ZM175 207V206H174ZM179 207V206H178ZM183 207V206H182ZM182 207H180L181 208V210H182ZM139 208V206L137 207V210H139L138 209ZM141 208V207H140ZM143 208V207H142ZM173 208V207H172ZM184 208V207H183ZM189 208V207H188ZM200 208V207H199ZM203 208V207H202ZM202 208L200 209V210H202ZM136 209V208H135ZM148 209V208H147ZM169 209V208H168ZM175 209H176V207H175ZM174 209V210H175ZM179 209V208H178ZM177 209V210H178ZM190 209V208H189ZM209 209H211L212 210V207H210ZM216 209V208H215ZM214 209V210H215ZM235 209V208H234ZM31 210H33V209H31ZM30 210V211H31ZM136 210V211H137ZM167 210V209H166ZM177 210H175V211H177ZM204 210V209H203ZM206 210V209H205ZM204 210V211H205ZM217 210V209H216ZM132 211L134 212V210H131L130 212L132 213ZM140 211H141V209H140ZM143 211H146V210H143L142 209V212ZM168 211V210H167ZM221 211V210H220ZM249 211H251V212H249ZM32 212V211H31ZM35 211L33 210V213H34ZM139 212V211H138ZM142 212H141V215H143L142 214ZM148 212V211H147ZM146 212V213H147ZM170 213H171V209H170V211H169ZM180 212V211H179ZM183 212H182V215L181 216H186V214H183ZM216 212H218L219 213V211H216ZM222 212H224V211H221V213ZM33 213H32V216H31V213H30V218H34V220H33V218H32V220L33 221H35L36 220V222H39L40 220H41V218H39L38 219V217H41V216H38V214L35 216V214L33 215ZM134 213H136V212H134ZM133 213V214H134ZM145 213V212H144ZM148 213H150V212H148ZM156 213H158V212H156ZM174 213V212H173ZM205 213V212H204ZM213 213V212H212ZM220 213V214H221ZM26 214H28V216H29V211L28 212H26ZM130 214V213H129ZM153 214H154V211H153ZM150 214L151 216H155V215H157V214ZM176 214V213H175ZM175 214H173L174 216H175ZM180 214L181 213H177V215H178V217L180 216ZM216 214V213H215ZM215 214H213V215H215ZM23 215H25L24 213H23ZM132 215V214H131ZM137 215L139 216L140 215V212H139V214L137 213ZM135 216V217H137V220H139L138 219V216ZM147 215H149V214H147ZM149 215V216H150ZM162 215V214H161ZM167 215V214H166ZM169 215V214H168ZM171 215H172V213H171ZM224 215V216H223ZM232 215L235 217L236 216V218L235 219H231L232 218ZM239 215V216H238ZM28 216H22L23 218H22V222H24V221H26L27 223H28V221H30L29 223H31L32 221L30 220V218L28 217ZM38 216V217H37ZM144 217L146 216L145 214L143 215ZM158 216H159V214H158ZM158 216H156V220H157V218H158ZM174 216H172V218L174 217ZM189 216H191V215H189L188 214V216H187V218H186V220L187 219H189L188 217ZM226 216V217H225ZM26 217H27V219L29 218V220L27 221L26 220ZM36 217H37V219H36ZM134 216H132V218L130 217V215H129V218H131L130 220H132V219H134L133 218ZM140 217V216H139ZM143 217V218H144ZM148 217V216H147ZM147 217H145V218H147ZM162 217V216H161ZM166 217V216H165ZM171 216H169V218L167 217V219L169 220V222H170V218ZM177 217V216H176ZM215 218L214 219H216L217 218V214H216V216H214ZM233 217V218H234ZM142 218V217H141ZM140 218V219H141ZM145 218L144 219H142L141 220V222L143 223V224H145L146 226H148V224H146V220H145ZM149 218H151V217H149ZM153 218V217H152ZM183 218H185V217H183ZM219 218V217H218ZM227 220H226V219ZM160 219V218H159ZM159 219H158V222H159ZM162 219V218H161ZM166 219V220H167ZM179 219V218H178ZM178 219H175V220H178ZM181 219V218H180ZM179 219V220H180ZM192 219V218H191ZM243 219V220H242ZM39 220V221H38ZM167 220V221H168ZM178 220V221H179ZM184 220V219H183ZM232 220V221H231ZM136 221V220H135ZM152 221H155V220H151V223H152ZM161 221V220H160ZM173 221V220H172ZM171 221V222H172ZM181 221H182V219H181ZM217 221V220H216ZM35 222V223H36ZM137 222V221H136ZM140 222V223H141ZM150 222V221H149ZM156 222V221H155ZM162 222V221H161ZM169 222H167V223H169ZM170 222V223H171ZM186 222H188V221H186ZM191 222L188 224V223H186V225H190L191 224ZM27 223H25V225L27 224ZM29 223L25 226L26 228H27V230L26 229H24L25 227L24 226H20L19 225V231H17V232H19V233H17V235L20 237L21 236V234H24V235H22L21 236V238L23 237V239L22 240H24V238H26L27 240L29 239L30 240V242H32V240H33V238H35V240L33 241V242H36L37 243V241H36V239L37 240H39V238H38V236H34V233H36V232H34L33 230H32V232H34V233H32L31 232V230H29L28 228L30 227V225H29ZM33 223V222H32ZM31 223V224H32ZM142 223H141V225H140V227H142L141 229H144L145 228V226L144 225H142ZM147 223H148V220H147ZM154 223V222H153ZM157 223V222H156ZM169 223V224H170ZM173 223V222H172ZM179 223H180V221H179ZM183 223H185V222H183ZM227 223V222H226ZM39 224V223H38ZM130 224V223H129ZM133 224V223H132ZM138 224H139V221H138ZM138 224L136 223V225L138 226ZM158 224V223H157ZM169 224H166V225H169ZM176 224H177V226H180V225H178V222L176 221ZM213 224H214V222H213ZM212 224V225H213ZM216 224V223H215ZM219 224H221V223H219ZM33 226H36V224H32ZM31 225V226H32ZM134 225V224H133ZM151 225V224H150ZM154 225V224H153ZM160 225H162V223L160 224ZM160 225L158 226V225H155V226H157V227H160ZM166 225H164V226H166ZM185 225V226H186ZM212 225H210V226H212ZM218 224H216L215 225V227L217 226ZM257 225V226H256ZM131 226V225H130ZM130 226H128V227H130ZM152 226V225H151ZM155 226H153V228L155 227ZM173 226V225H172ZM172 226H171V224L169 225V226H167V227H171L172 228ZM183 226V224L181 225V227ZM190 226H192V225H190ZM202 226V225H201ZM260 227V229L261 230H263L262 231V233L260 232L261 230L259 229V233H258V235L256 234L257 233V231H258V229H257V231H256V227ZM21 227H24L23 229H22V232L20 231L21 230ZM134 227V226H133ZM150 227V226H149ZM149 227L146 229V230H148L149 229ZM163 227V226H162ZM174 227H176V225H174ZM174 227L172 228V229H174ZM255 227V228H254ZM31 228V227H30ZM151 229H152V227H150ZM184 228V226L182 227V228H180V229H183ZM198 228V229H197ZM34 229V228H33ZM130 229H132V228H130ZM141 229H138V231H137V229H135V231H137V233L139 232V231H141ZM144 229V230H145ZM155 229V228H154ZM179 228H177V230H178ZM23 230H26L25 232H27L26 234H25V232L23 231ZM34 230H36V229H34ZM159 230H160V228L158 229V233H159ZM171 230V229H170ZM170 230L169 229H166L165 230V232H167V231H169L170 232ZM175 230V229H174ZM177 230H175V231H177ZM197 230V232L195 233V235H193V236H191V239H190V237H186L187 235H192V232H193V234H194V232ZM29 231V232H28ZM129 231H131V230H129V228H128V232ZM132 231H133V229H132ZM151 231V230H150ZM153 231V230H152ZM151 231V232H152ZM155 231H156V229H155ZM155 231H153L154 233H155ZM160 231H163L164 232V230H162V228H161V230ZM179 231V230H178ZM21 232V233H20ZM147 232V231H146ZM151 232H149V230H148V232L145 234V237H147L148 235L147 234H150ZM169 232H167V233H162L163 235H168L169 234ZM188 232H191L190 234L188 233ZM201 232V233H200ZM29 233V235L27 236V234ZM73 233H75V232H73ZM136 233V232H135ZM161 233V232H160ZM170 233H172V232H170ZM175 233V232H174ZM178 233H176L177 235H178ZM187 233V234H186ZM204 233V234H205ZM134 233L133 232H130L129 234H127V235H129V236H132ZM156 234H157V231H156ZM203 234V233H202ZM201 234V235H202ZM204 234H203V236H201L200 235V237H204ZM205 234V235H206ZM220 234H222L223 236H220ZM233 234V235H234ZM35 235H37V234H35ZM74 235H76L77 236V234L75 233ZM74 235H73V237H74ZM147 235V236H146ZM151 235V234H150ZM149 235V236H150ZM160 235V234H159ZM165 235V236H166ZM209 235H208V238H203V239H205V240H208L209 239ZM220 237H219V236ZM26 236V237H25ZM171 237H172V235H170ZM78 237V236H77ZM159 237H161V238H163L162 236H159ZM159 237H158V239H159ZM169 237V236H168ZM200 237H198V238H200ZM129 239L130 238H133V237H128ZM157 237H155V234L154 235H151L148 239H146V240H149L148 242H151V246H150V249H153V248H155V247H159V246H155V245H158V243L160 242H158L157 241V239H156ZM160 238V240H163V241H165L164 239H161ZM175 238H176V235H175ZM74 239H75V237H74ZM134 239V238H133ZM133 239H131V241L133 240ZM202 239V238H201ZM201 239H200V241H201ZM262 239V238H261ZM145 240V242L147 243V241ZM167 240V239H166ZM172 240V239H171ZM176 240V239H175ZM175 240H173L171 243H170V245H169V243H163V244H165L166 245V247H167V249H165L166 251L169 249L168 248V246H171L173 243H175V242H177V241H175ZM178 240V239H177ZM179 240H178V242H179ZM209 240V241H210ZM260 240V239H259ZM24 241H26V240H24ZM199 241V242H200ZM233 241L234 240H232V243H233ZM261 241V240H260ZM48 243H49V241H47ZM46 241H45V243H47ZM152 242L153 243H156L155 245L153 244L152 245ZM166 242V241H165ZM167 242H168V240H167ZM206 242V241H205ZM208 242V241H207ZM226 242V243H227ZM238 242V244L237 243H235V246H236V249H239V248H237V245L238 246H240L241 245V242L239 243ZM29 243V242H28ZM35 243V244H36ZM47 243V244H48ZM131 243V242H130ZM161 243V244H162ZM187 243H189V242H187ZM256 243V244H255ZM34 244V243H33ZM38 244H39V241H38ZM38 244H36V245H34V247L36 246V250H37V246H39ZM42 244H44V243H42ZM181 244V246H184V245H182ZM191 244H193V243H191ZM197 244H198V240H197ZM208 244H209V242H208ZM210 244H214V242H212V243H210ZM217 244V243H216ZM229 244V243H228ZM237 244V245H236ZM40 245H41V242H40ZM49 245V244H48ZM131 245V244H130ZM146 245V244H145ZM148 245H149V243L146 245L147 247H148ZM165 245H162V247H163V249L162 250H164V247H165ZM176 245V248H177V250L175 249V251L176 252H179V254L180 255H182V253L184 254V252L185 251H187V248H186V250H184V247H183V249L181 248V246H180V248L182 249V250H184V252H180L179 250H178V247L179 246H177V243L175 244ZM215 245V244H214ZM218 244L216 245V246H219ZM224 245V244H223ZM227 245V244H226ZM225 245V246H226ZM231 245V244H230ZM256 245V246H255ZM33 246V245H32ZM43 246V245H42ZM155 246V247H154ZM189 246L190 247H192V249H193V246H191L190 245V243H189ZM194 246H196V245H194ZM233 247H235L234 246V244L232 245ZM41 247V246H40ZM40 247H38V248H40ZM145 247V246H144ZM171 247H174L173 245L171 246ZM32 248V247H31ZM130 248H131V246H130ZM155 248L156 249V251L158 250V252H156L157 254L159 253L161 256H162V252L163 251H161V252H159L160 251V249L158 248ZM175 248V247H174ZM179 248V249H180ZM196 248V247H195ZM248 248V247H247ZM34 248H32V250H33ZM42 249V251H43V248H41ZM41 249H39V250H41ZM149 249V250H150ZM171 249V248H170ZM173 249V248H172ZM188 249H189V247H188ZM257 249V248H256ZM255 249V251H257ZM143 250H144V248H143ZM181 250V251H182ZM196 249H193L192 251H195ZM252 250V249H251ZM41 251V252H42ZM151 251H153V250H150V253H154V252H151ZM172 252L174 251V250H171ZM189 251V250H188ZM28 252V251H27ZM27 252H25L24 254L27 256ZM45 252L46 251H43V255L45 256V255H47V254H45ZM145 253H146V251H144ZM168 252V251H167ZM167 252H163V253H165V256H166V253ZM170 252V251H169ZM172 252H170V253H172ZM175 252V253H176ZM196 252H199V251H196ZM147 253H149V251H148V248H147ZM156 253H154V254H156ZM169 253V254H170ZM190 253H192L191 252V250H190V252L188 253L187 252V254L188 255H190ZM154 254H151L152 255V257L153 258H155V259H157V260H159L160 259V256H158V255H156L157 256V258H156V256L154 257L153 255ZM177 254V253H176ZM178 254V255H179ZM250 254V253H249ZM144 255H146L145 257H148L149 256V254H148V256H147V254H143L142 255V257H144ZM150 255V256H151ZM164 255V254H163ZM167 255H168V253H167ZM173 255H175V254H170V256L168 257L167 256V258H171V256H173ZM180 255H179V258H180ZM194 255H195V253H194ZM199 255V254H198ZM197 254H196V256L197 257H199V256H201V255H199L198 256ZM253 255H251V257L253 256ZM258 255V254H257ZM150 256L148 257V260L150 259ZM176 256V255H175ZM174 256V259L176 258ZM196 256H194V258H197ZM249 256V255H248ZM256 256V253H255V255L253 256V257H255ZM27 257H29V255L27 256ZM31 257V256H30ZM29 257V258H30ZM141 257V258H142ZM144 257V258H145ZM163 257V256H162ZM161 257V258H162ZM181 257H186V258H183V259H185V260H187V258H189V257H191V258H189V260H191V259H193L192 257V255H190V256H186V252H185V256H181ZM26 258V257H25ZM164 259H165V257H163ZM162 258V259H163ZM178 258V257H177ZM179 258L177 259V260H179ZM27 260H28V258H26ZM169 259H166L167 261H169ZM171 259H173V257L171 258ZM181 259V258H180ZM142 260L144 261V263L146 262L143 258H142ZM182 260V259H181ZM184 260V261H185ZM10 262V261H9ZM9 262H6L5 264H7V263H9ZM149 262V261H148ZM147 263V262H146ZM9 264H11V263H9Z\"/></svg>", "mask_w": 264, "mask_h": 264}, {"label": "crops", "instance_id": "obj_3", "mask_svg": "<svg viewBox=\"0 0 264 264\" xmlns=\"http://www.w3.org/2000/svg\"><path fill=\"white\" fill-rule=\"evenodd\" d=\"M165 1L168 4L173 5L171 13L174 12V11H176V9L178 8L177 6H179V5H181V4L184 3L183 2L184 0H165Z\"/></svg>", "mask_w": 264, "mask_h": 264}]
</instances>
